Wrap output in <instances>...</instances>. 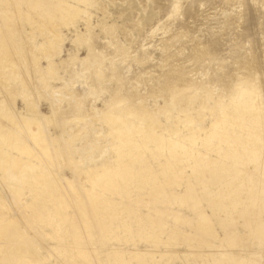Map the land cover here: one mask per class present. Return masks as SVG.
I'll list each match as a JSON object with an SVG mask.
<instances>
[{"label": "rangeland", "instance_id": "rangeland-1", "mask_svg": "<svg viewBox=\"0 0 264 264\" xmlns=\"http://www.w3.org/2000/svg\"><path fill=\"white\" fill-rule=\"evenodd\" d=\"M63 1H66V0H63ZM102 2H106V4H109L108 3V0H101ZM120 1H122L123 3H121ZM127 1V2H126ZM130 1V2H129ZM157 1V0H116V5L114 6V5H112L111 3V6L109 5L108 6V11H109V13H111L112 15H111V17L110 18H108V19H106L105 20V16H103L104 14L103 13H99V11H97V10H95L94 8H92V9H90V12L92 13V24L95 26V24L97 25L98 23H100L101 22V24H102V22L104 21V22H106L108 25H112L113 23H116L117 22V24L118 25H120V26H123V25H125V22L126 23H134L135 21H134V19H135V17L137 18V20L139 21V23L138 24H136V26H134L133 28H132V36L133 37H135V38H138V36H139V32H138V27H140V25H142V26H144V25H147V28H150V26H151V31H150V34H149V41L148 40H145L144 42H141V43H139L138 45H137V49H141L142 50V52L141 51H138V53L136 52V54H135V52L133 51V53H132V55H131V53L129 54V53H125V51H121V49L117 52L116 50V48L114 47V49H113V51L111 50V49H106V50H108L109 52L108 53H111L110 55L112 56V54H113V58L109 55H106V57L104 56V59H106V60H104L105 62H106V64L107 65H109V67L106 65H99L100 67H94V68H92V70L93 69H95L96 71H93L92 72V70H91V72H90V69H83L82 71H81V69H82V66H80L79 65V60L78 59H75L74 60V55H78V58H81V59H85L86 57H87V54H88V51L85 49H82V48H78L77 46H75L74 45V43H73V40H74V38H75V36H74V29H72V25H68L69 26V28H68V26H67V24H65L64 22H65V19H64V15H65V13L63 12L62 13V10H60L59 8H58V5H57V2H58V0H0V5H1V10H0V64H1V66H0V71L2 72V74L0 73V79H2V80H0V90L1 89H3L4 88V86H10V87H12V88H16V90H18L19 91V94L21 93V95H25V96H27V95H30L31 94V92H32V90H30L31 88H29V89H27L24 85H23V83H22V81L21 80H18L17 79V76L20 74L21 76L22 75H24V73L25 74H27V75H29V74H31V75H29L28 77H31L32 76V74H33V77H35V78H37V79H40L41 77H40V75L37 73V72H35V71H32V70H30V69H32L33 67H34V61L33 60H31V59H29L30 58V56L28 55V54H26V53H24V51L26 50V48H24L25 46H23L24 45V43H26V39L28 38V39H33L35 42H33V45L35 44V45H37V46H39L40 45V43L41 42H43L44 41V37L45 38H47L48 36H52V34L50 35V33H52L51 32V29H53V28H55V30L57 29V30H59V32L61 33V34H63L64 35V37H65V39H64V43H63V45H62V51H61V55L60 56H56L55 55V57H54V59H55V62L59 65V67H60V70H59V72H58V75H60V76H62V77H66V78H64L63 80H61V81H51V83H50V85L52 86V87H56V88H58V89H60V88H62L63 87V89H62V91H65L64 93H68V92H70V93H68V94H66L65 96L66 97H70L71 95H72V93H74L73 92V90H74V88H75V90H77L78 91V89L80 88V86H82L81 88L82 89H80V91H78V94H77V92L75 93V94H77L75 97H74V95L75 94H73L72 96H71V98H72V101L74 102V101H76L77 103H73V102H71V100L69 101L68 99H66V100H64V101H62L63 103H62V108H68V107H70V103L71 104H74L75 106H78L79 104H80V106H84V107H86L85 109L87 110V111H90L91 112V115H94L95 117H96V115H95V112H96V110H101V109H103V108H105V103L106 102H113V97L115 98V95H117V94H119V95H117L116 96V98H119V99H130L131 101H133V99H134V102H141L143 99H144V97H145V99H146V102H147V106L150 108V109H152V110H154L155 111V113L157 114V113H159L158 115H159V118H160V120L162 121V123L164 124V129H166L169 125H171L170 127H168L167 128V130H168V132L167 131H165L164 132V135H166L167 137H171L172 139H174L175 141H177V142H179V143H181V144H184V140H185V146H186V148H185V150L187 151V152H185L184 153V149L182 150V149H179V150H176V152L174 151V152H171L170 151V149L168 150V148L167 149H163V148H157L156 146H155V144L153 145V143H148L149 144V146H147L146 147V145H144L143 146V144L141 143L142 142V140H141V138H143L141 135H139V134H137V136H136V134L134 135V136H136V137H132L133 138V140H136L137 142H139L138 144H137V142L135 143V144H137V145H141V151L138 149H133V150H131L130 151V149L131 148H128V147H126V146H122L123 148H122V150H119V147L122 145L121 143H120V141H119V139L118 138H114V136L112 135H110L109 134V132H111V131H109V130H112V128L111 127H109V125H107L108 123H106V122H104V120H100L99 122H98V118H95L94 116H92V118L94 119V120H92V118L90 117V114H88L89 112H87V116H83V119H81L80 121H79V123H75V125L74 124H70V125H67L66 127H68V132H69V134L70 135H75V132L78 134L81 130L83 131L82 132V134H80L79 135V137H80V139H79V137H78V140L76 139L74 142H73V145H74V148H77V147H80V146H82V141H81V138H86L88 135H89V132H93L92 131V129L94 130V129H99L102 125H104V126H102V128H100L101 129V132H102V135H105V136H107L108 134V136L106 137V138H104V140L102 139V141L100 140V141H98V143L99 144H101L102 145V149H103V151H102V155H100V154H98V153H101V152H94V153H96V154H94V153H92V152H90V150H88L89 152H88V156H86L87 157V159H89V160H91L90 162L92 163V164H97V165H101L102 166V158H107V160L109 161L108 162V164H107V166L108 167H110V168H112L113 170H115V167H116V169H118L119 167H117V166H121L119 169H120V172H119V174L117 175V174H115V176H114V179H113V184L114 185H116L115 186V188H114V186H113V184H112V186L109 184H107V185H103L102 186V184L100 185H98V186H96L95 187V189H93V187L92 186H90V185H92V184H90L89 182L86 184L85 182V177L84 176H82L83 178H84V180H83V178L79 181V185H80V183H81V187H83L84 189H93L94 191V193H97V194H99V196H101L100 197V199H101V201L103 202H101V204L97 207L96 206V208H95V206L93 205V204H90V203H88V204H86V202H88V201H86V199L84 200V199H80V200H77V203H81V201H82V203H83V209H85V210H83V212L84 213H82L81 211H79L78 210V212H77V210H76V208H75V210H74V208H71V207H73L74 205H75V202H76V199H79V198H77V194H76V192L75 191H70L69 192V194H66V196H63V194L65 195V193L63 192V191H61V190H57L55 187H54V189H50L48 192L50 193H48V192H45V190H41L42 189V187H40V185H42L43 187H44V185H45V182H42V180L40 181V184H38L39 182H38V180L37 181H35V177H31L29 180H26L25 182L24 181H22V182H24L23 184H25L23 187H22V184H21V181H19L20 183H18V182H16L17 184L15 185V187L17 188V186L19 185V189L17 188V190L16 191H14L16 188L14 187V188H11V187H13V186H11V184L10 185H8L9 183H7V182H3L2 184H0L1 185V187H0V195H1V197L2 196H4L3 197V199L0 197V209H2V208H4V210L2 209V210H0V212L1 213H3V214H1L0 213V231L2 232L3 230H5V231H3L2 233L0 232V234H2V235H0V240H1V236H3L2 238L4 239H2L3 240V242L1 241L0 242V264L2 263V264H35V262L37 263V264H92V262L91 261H95L96 260V262H94L95 264H117V259L118 258H120L121 256V259L122 260H124V264H137L138 262V259H136L135 258V253L136 252H138V253H141V252H143V253H146V254H140V257H142V264H144L145 262H147V263H145V264H158V261L157 260H161V254L160 253H163V252H165L167 249H169V250H173V251H175V252H178V253H184V252H186V251H189L190 250V248H192L193 250H190L189 252H191V251H194V252H199V255L197 256V258H199V260L195 257H191V260L193 261V260H195V261H198L199 262V264H206V263H208V264H220L221 262H223V263H221V264H225V262L227 261V262H229L230 263V261L229 260H222V261H220L221 259L219 258V256H217L213 251H212V254L213 255H215V256H213V255H211V249H212V247H208V245H203L202 246V243L199 241V240H197L196 238H195V236H198L199 237V234H201L200 232L198 233L195 229H193L192 227H191V223H195L196 224V219L198 218L197 217V214H198V209H202V208H204V211H206V212H208V214H210V215H212V213H210V211H208V210H211L210 209V206L211 205H213L215 202L217 203V204H219L220 202H223V201H220V200H224V204L226 205V206H228V211L227 212H223V213H221V216L222 217H224L223 218V220H224V225L225 226H227V228H229L228 230H229V232H231L232 234H233V231H234V235H235V238L238 240L236 243L237 244H239V245H235V247H237V248H233L232 249V254L234 253V254H239L240 253V249H241V247L242 248H244V247H246L247 245V247L245 248V250L246 249H249V251H258V252H260L261 251V264H264V204L262 205V202H260L259 203V200L258 199H262L263 198V200H264V193H262V194H259L260 196V198L258 197V199H256V200H258L257 201V204H253L252 202H254V196L255 195H253V197H252V195H249V193L248 194H243V192H244V190H245V192L247 193V191L249 192L250 190L247 188V187H251L252 186V182H249L247 179H246V181H244L243 183H244V190H243V188L239 191H237L236 192V195L235 194H231L230 196H226V197H224V198H221V197H219L218 196V194H220V191L222 190V187H223V184H225V182H224V180H225V178H223V180H221V178H219V173H211L212 175L214 174L215 176H218V177H215L214 175L212 176L211 174H210V168H207L205 165H204V162H206L207 160H209V161H213L214 162V160H215V162H220V160L221 161H223V157L225 158L227 155H230L231 156V153H232V155H233V149L235 150V149H238L239 151L241 150L242 151V149H241V139L242 138H240V140L238 139V141H237V139H235V141H234V135H235V138H236V134L238 133H241V127H242V125H243V123H244V121H243V119H238V118H236V119H234V117H232L231 116V121H228L227 123H228V125H230V126H228L227 125V123H224V124H222V126H223V128L224 129H228L229 130V128H230V130L229 131H234V132H232L231 131V137H222V135H221V137H220V135H215L214 136V138H213V136L210 138V137H208V139H207V136L206 135H204V131H202V133H201V131H200V128H204V129H208V127L211 125V123H212V119H213V115L214 114H219V112H218V110H216V112L215 111H213V113L214 114H211L210 115V113L212 112H210L209 113V111L210 110H207L206 111V109H200V110H195L192 114H191V119L193 120V125L192 126H194L195 127V129L197 128V129H199V134L198 135H196L193 139H189L188 140V138L187 137H185L187 134H191L190 133V131H189V129H190V127H188L187 125H185L183 122H182V120H184V119H186L185 117L187 116L185 113H183V111H181V110H175L174 109V107H173V110L171 111V116H175V117H177L178 116V114H179V116H181V117H179V118H182V119H176V120H173V123H169V122H167L166 120H165V116L163 115V113H162V111H158L157 110V105H159V106H163V105H165V100H164V98H163V96H161V94L160 93H162L163 95H165L166 93H169V94H166L168 97H172V95H173V92H172V86H173V83H174V87H178V88H181L182 89V87H184L185 85H187L188 84V82H189V84L190 83H192L193 81H192V77H194V74H195V72L197 73V78L196 79H201L200 81H202L201 82V84L203 85V83L204 84H207V82L210 80V83L209 84H212V85H210V88H212L211 86H213V88H212V92H213V94L214 95H216V93L218 94L220 91V93L219 94H221V95H223V97H222V102L220 103V105H221V107H224L225 106V104H227V108H228V112L230 111V110H232L231 111V114H234V112L236 113H239L237 110L239 109V108H241L242 109V105L238 102V101H240V102H242V98H240V97H238L237 96V98L235 97L236 96V93L234 92V91H236V90H234V89H236L235 87H236V82L238 83V80L240 81L242 78H243V80H245V82H250V81H252V76L253 75H255V74H260V75H258L259 77H261L259 80H261V81H263L264 82V72H263V69L262 68H264V64H263V62H264V55H263V53H264V30H262L263 28H264V2H262V1H264V0H256V2H255V0L253 1V0H246V1H241L239 4L237 3V2H239V0L236 2V0H234L235 1V3L238 5H236L235 3H234V1H232V7L231 6H229V4H226V0L224 1V3L223 4H221L222 3V1L221 0H219V4L217 3V5L219 6L220 4H221V6L220 7H216V5H214L213 3H215L216 1L214 0V2H212L213 0H209L210 2H208V1H206V0H201V1H199V0H189L186 4H187V6H186V4L185 3H182L183 1L185 2V0H165L166 2H168V3H166L164 0H159L158 2H155ZM164 1V2H163ZM187 1V0H186ZM191 1H193L192 3H191ZM202 1H205L204 2V4L202 3ZM220 1H221V3H220ZM261 1V2H260ZM144 2V3H143ZM145 2H147L148 4H146ZM160 2H162L161 3V5H160ZM178 2H181L182 4H180V3H178ZM198 2H200V3H198ZM218 2V1H217ZM244 2V3H243ZM245 2H247V4L245 3ZM249 2V3H248ZM127 3V4H126ZM164 3V4H163ZM196 3H197V5L198 4H200V6L199 7H202L203 9H204V7H205V9H204V14L202 15V13L203 12H201V11H203V9L201 8V9H196ZM208 3V4H207ZM213 4L212 5V7L214 8L215 7V9H212V7L210 6L211 4ZM261 3V4H260ZM263 3V4H262ZM34 4V5H33ZM41 4V5H40ZM56 4V5H55ZM131 4V5H130ZM145 4V5H144ZM154 4H159L160 6H159V8L156 6V5H154ZM164 6H163V5ZM165 4H167V6L168 5H171L170 7H167ZM192 4H194V5H192ZM207 4V5H206ZM236 6H235V5ZM245 6V7H247V9H244V8H242L243 7V5ZM252 4H254V6L252 5ZM256 4V5H255ZM258 4V5H257ZM260 4V5H259ZM38 5V6H37ZM130 5V6H129ZM146 6V7H144V6ZM156 6V8H157V11H156V8L154 7V6ZM184 5V6H183ZM202 5V6H201ZM223 5V6H222ZM224 5H226V6H224ZM242 5V6H241ZM250 5H252L251 7H250ZM34 6V7H33ZM113 6V7H112ZM163 6V7H162ZM166 6V8H168V10L169 11H167V14L169 13V14H171V12H172V14L169 16V14H168V17H167V14L165 13V10H163V9H165L164 7ZM175 6V7H174ZM207 6H209L208 8H207ZM229 6V7H228ZM262 6V7H261ZM81 7V6H80ZM187 7V8H186ZM189 7H191V8H189ZM198 7V8H199ZM225 7V8H224ZM227 7V8H226ZM234 7L235 8H237V7H239V10H238V8H237V10L236 11H238V12H236L235 11V9H234ZM4 10H3V9ZM7 8V9H6ZM35 8V9H34ZM82 8H84L83 6H82ZM132 8H134V10L136 11V9H137V13H138V15H136V16H133L134 15V13H132V11L131 10H133ZM155 8V10H153ZM207 8V9H206ZM219 8H223V9H227L226 11L224 10V12H223V9H220L219 10ZM241 8V9H240ZM255 9V11L253 10V9ZM260 8H262L263 10H262V12H261V9ZM6 9V10H5ZM58 9V10H57ZM159 9V10H158ZM176 9V10H175ZM187 9H191L190 11L189 10H187ZM209 9H211V10H209ZM216 9H218V11H217V13L216 14H214V12H216ZM260 9V10H259ZM9 10V11H8ZM19 10V11H18ZM149 10V11H148ZM162 10H163V12H162ZM183 10V11H182ZM200 10V12L201 13H199L198 11ZM207 10H209L208 11V13L206 12ZM228 10H230L231 11V15L233 14V17H231V15H230V13H228ZM234 12H233V11ZM240 10H241V12H240ZM251 10V11H250ZM6 11V12H5ZM61 11V12H60ZM97 11V12H96ZM131 11V12H130ZM158 11H160V12H162V14L159 12L158 13ZM194 11V12H193ZM229 11V12H230ZM245 13H244V12ZM246 11L248 12V13H246ZM258 11V12H257ZM126 12V13H125ZM196 12H198V13H196ZM211 12H213V13H211ZM219 12H220V14H219ZM226 12V13H225ZM252 12V13H251ZM259 12H261V13H259ZM13 13V14H12ZM125 13V14H124ZM184 13V14H183ZM223 13H225L226 15H224ZM240 14V16H239V14ZM242 13H244V14H242ZM24 14H26V15H24ZM62 14V15H61ZM123 14V16H122V18H121V15ZM133 14V15H132ZM175 14H177V15H175ZM187 14V15H186ZM199 14H201L202 16H203V20H202V16L201 15H199ZM207 14V15H206ZM224 16H223V15ZM235 14H236V16H235ZM238 14V15H237ZM261 14V15H260ZM8 15V16H7ZM15 15V16H14ZM61 15V18L59 17ZM163 17H165L164 15H166V19L165 18H162V16ZM184 15H186V16H184ZM190 15V16H189ZM196 15H199V16H201V22L199 21V16H196ZM204 15H205V17H204ZM213 15V16H212ZM215 15V16H214ZM217 15H219V16H217ZM221 15V16H220ZM227 15H230L228 18L229 19H232V18H234L235 19V21L233 20H230V21H232V23H230L229 22V20H227ZM242 15V16H241ZM244 15V16H243ZM248 15V16H247ZM9 16H13L14 18H11V17H9ZM94 16H95V18H94ZM118 18H116V17ZM120 16V17H119ZM138 16V17H137ZM161 16V17H160ZM193 16V17H192ZM222 16H223V18H222ZM226 16V17H225ZM239 17V20H238V17ZM251 16V17H250ZM7 17H9V18H7ZM27 17V18H26ZM98 17V18H97ZM174 17V18H173ZM182 17V18H181ZM191 17V20L192 19H194L195 17V20H192L191 21V23H189V18ZM198 17V18H197ZM206 17H208V18H206ZM210 17H211V20H212V22H211V20H208V19H210ZM212 17H214V18H212ZM221 17V19H219ZM225 17V18H224ZM242 17V18H241ZM245 17H247V18H245ZM251 18V19H249V18ZM53 18V19H52ZM82 18V17H81ZM111 18H113V19H111ZM154 18V20L155 21H160V18H161V21L160 22H156V24H152L151 23V19H153ZM177 18V19H176ZM185 18H188L187 20L185 19ZM206 18V19H205ZM237 18V19H236ZM240 18L241 19H243L242 21L240 20ZM245 18V19H244ZM9 20V22L7 21V20ZM64 19V20H63ZM100 19V20H99ZM111 19V20H110ZM117 19V20H116ZM121 19V20H120ZM140 19H142L143 21H141ZM158 19V20H157ZM165 19V20H164ZM167 19H168V21H167ZM174 19V20H173ZM182 19H183V21H182ZM196 19H198V20H196ZM205 19V20H204ZM219 19V20H218ZM263 19V20H262ZM13 20V21H12ZM42 20V21H41ZM56 20V21H55ZM79 21V24H78V29L79 30H82L83 32L85 31V25H84V23H82V20L79 18L78 19ZM103 20V21H102ZM113 20V21H112ZM173 20V21H172ZM218 20V21H217ZM225 20V21H224ZM236 20H238L237 22H236ZM246 21V22H248V25H247V23H246V26H244L245 25V23L243 22V21ZM16 21V22H15ZM80 21H81V23H80ZM115 21V22H114ZM166 21H167V23H166ZM172 21V22H171ZM179 21L181 22V23H179ZM185 21V22H184ZM195 21H197V22H199V23H195ZM204 21V23H202ZM214 21V22H213ZM227 21H228V23H227ZM239 21H241V22H239ZM49 22V23H48ZM52 22H53V27H52ZM55 22H57L58 24L57 25H55L56 23ZM113 22V23H112ZM174 22V23H173ZM176 22V23H175ZM220 22V24L218 25V23ZM249 22H250V24H249ZM13 23H14V25L15 26H13ZM63 23V24H62ZM172 23V24H171ZM187 23V25L188 24H191V25H189V27L187 26V25H185ZM195 23V24H194ZM209 24V26L210 25H212V26H208V28L206 27L208 24ZM214 23H216L215 24V26H214ZM223 23H227V24H225V27H228L229 29H225V27L224 26H222V24ZM234 23V24H233ZM236 23V24H235ZM237 23H238V25H237ZM242 23H243V25H242ZM258 23H260L259 25L260 26H258ZM6 24V25H5ZM16 24H17V26H16ZM41 24H42V26H41ZM59 24H61V25H59ZM169 24V25H168ZM183 24V26H181ZM193 24H194V26H193ZM200 24V25H199ZM229 24V26H227ZM233 24V25H232ZM261 24H263L262 25V27H261ZM49 25V26H48ZM51 25V26H50ZM179 25V26H178ZM199 25V28H198V34H197V29H196V27ZM203 25H205V26H203ZM221 25V26H220ZM231 25H232V27L233 28H235V27H237V28H235V30L233 29H231L232 27H231ZM235 25V26H234ZM251 25H253V26H251ZM4 26V27H3ZM9 26V27H8ZM13 26V27H12ZM44 26V27H43ZM56 26H58L57 28H56ZM63 26H65V28L63 27ZM72 26V27H71ZM171 26V27H170ZM181 26V27H180ZM190 26H192L193 28L192 29H194L193 31L191 30V27ZM200 26H203L202 27V29H201V27ZM213 26H214V28H213ZM218 26V27H217ZM219 26H220V29L221 30H219ZM241 26H243L242 27V31H241ZM52 27V28H51ZM60 27V28H59ZM63 27V28H62ZM136 27V28H135ZM164 27H165V29H164ZM177 29H176V28ZM180 27V28H179ZM183 27V29H185L186 30V28L188 29V30H186L187 31V34H185L186 33V31L184 30L183 31V29L181 30V28ZM185 27V28H184ZM204 27H205V32L203 33V29H204ZM231 27V28H230ZM253 27V28H252ZM3 28H4V30H3ZM31 28V29H30ZM59 28V29H58ZM68 28V29H67ZM172 28V29H171ZM190 28V29H189ZM210 28V29H209ZM211 28L212 29H214L213 31L211 30ZM244 28V29H243ZM1 29H2V32H1ZM16 29H18V30H16ZM25 29V30H24ZM145 29V28H144ZM200 29V30H199ZM207 29H209V30H207ZM225 29V30H224ZM232 30V33L230 32V31H228V30ZM246 29V30H245ZM254 29V30H253ZM12 30V31H11ZM14 30V31H13ZM17 32H16V31ZM96 32H98V33H100V28L99 27H97L96 28ZM165 32H164V31ZM190 30V31H189ZM222 30H224V31H222ZM238 30L240 31L239 33L241 34V32H242V34L244 35L245 34V32H247V34H245V36H241L239 33H237L238 32ZM248 30H250V31H248ZM18 31H19V35H18ZM167 31H169V32H167ZM175 31V32H174ZM181 31V32H180ZM200 31H201V33H200ZM210 31V32H209ZM215 31H219V34H218V32H217V34H216V32ZM237 31V32H236ZM244 31V32H243ZM254 33H253V32ZM4 32V33H3ZM33 34H32V33ZM72 32V33H71ZM145 32H146V29H145ZM161 32V33H160ZM180 32V33H179ZM191 32V33H190ZM192 32H194V33H192ZM250 32V33H249ZM11 35H9V34ZM158 33V35L156 36V34ZM163 33V34H162ZM200 33V34H199ZM203 33V34H202ZM207 33V34H206ZM210 33H212V34H210ZM222 35H221V34ZM228 33V34H227ZM235 33V34H234ZM6 34V35H5ZM29 34V35H28ZM153 34V35H152ZM164 34H165V36H164ZM178 34V35H177ZM192 34V35H191ZM194 34V35H193ZM204 34H205V36L206 37H204ZM223 34H225V36L223 35ZM231 34H233V36L231 35ZM252 34V35H251ZM3 35V36H2ZM17 35V36H16ZM27 35H28V37H27ZM122 35V36H121ZM164 37H163V36ZM168 35V36H167ZM177 35V36H176ZM191 37H190V36ZM201 35V36H200ZM209 35V36H208ZM216 35V36H215ZM229 36V38H225V37H228ZM234 35H235V37H234ZM236 35H237V37H239L238 38V40H237V37H236ZM239 35V36H238ZM30 36V37H29ZM33 36H35V38L33 37ZM117 36H118V41L120 42V44H121V46L123 47V49H131L130 47H131V42H130V44H129V42H126V38H125V36H123V33H122V30L120 29V30H118L117 31ZM153 36V37H152ZM161 36V37H160ZM175 36V37H174ZM189 38H188V37ZM195 36H197V38L198 39H200L199 41H198V39H196V37ZM202 36L205 38H202ZM241 36V37H240ZM249 36V37H248ZM251 36H254V40H256L257 42H254V40H253V38H251V40H250V42H251V44H250V42H249V40H245V39H243V38H250ZM122 37H124V38H122ZM151 37H152V39H151ZM160 37V38H162V39H160L159 38V40H158V38ZM169 39H168V38ZM187 37V38H186ZM194 37V38H193ZM215 37V38H214ZM217 37H220V38H217ZM223 37V38H222ZM157 39V40H153V39ZM178 38L180 39V41L178 40ZM183 38H185L184 40H183ZM192 38H193V40H192ZM213 38L215 39V40H213ZM259 38V39H258ZM100 39H103L104 41L105 40H108V41H111L110 40V38L109 37H105V35H100ZM151 39V40H150ZM164 39H166L165 41H164ZM172 39V40H171ZM173 39H175V40H173ZM178 41H177V40ZM188 39V40H187ZM196 39V40H195ZM221 39H223V40H221ZM234 39V40H233ZM240 39V40H239ZM261 39V40H260ZM2 40V41H1ZM23 42H22V41ZM25 40V41H24ZM164 41V42H162L161 43V41ZM207 40H209V41H207ZM210 40H212L213 42H211ZM219 40V41H218ZM228 42H227V41ZM230 40V41H229ZM233 40V41H232ZM238 42H237V41ZM7 41V42H6ZM156 41H158L157 43H156ZM173 41V42H172ZM176 41V42H175ZM192 41H193V43H194V45H196L197 44V42H198V44L196 45V46H194L195 48H197V49H200V47H206L207 49H208V51L205 49V48H202L201 50H198L197 51V49H193V43H192ZM196 41V42H195ZM202 41V42H201ZM215 41V42H214ZM217 41H218V43H217ZM226 43H225V42ZM236 41V42H235ZM245 41V42H244ZM9 42V43H8ZM14 42V43H13ZM153 42H155V43H153ZM172 42V43H171ZM209 42H210V44H209ZM234 42V43H233ZM243 42H244V44H243ZM249 42V43H248ZM4 43H5V45H4ZM21 43H23V44H21ZM159 43H161V44H159ZM184 44V45H181V44ZM196 43V44H195ZM200 43V44H199ZM204 44V45H202V44ZM209 44V46H208V44ZM213 43V44H212ZM233 43V44H232ZM237 43V44H236ZM252 43H255L256 44V46H254V48H255V50H254V52H253V45H255V44H253L252 45ZM6 44H8V45H6ZM148 44V45H147ZM176 44V45H175ZM191 44V45H190ZM212 44V45H211ZM219 46H217V45ZM223 44H225L224 46H223ZM228 46H227V45ZM238 44H240V46L238 45ZM258 44V45H257ZM19 45V46H18ZM35 45L33 46V47H35ZM124 45V46H123ZM129 45H130V47H129ZM167 45V46H166ZM190 47H189V46ZM202 45V46H201ZM206 45V46H205ZM215 45V46H214ZM241 45L243 46V48H241ZM2 46H4L3 48H2ZM8 46H10V47H8ZM22 46V47H21ZM28 46V45H27ZM183 48H182V47ZM185 46V47H184ZM210 46H212V47H210ZM217 46V47H216ZM220 46H221V49H223V47L224 48H228V47H230V49H229V51H228V49L226 48V49H224V54H226L227 52H229L228 54H226V55H224L223 54V50H221V49H219L220 48ZM237 46H239V48H241V49H239ZM246 46V47H245ZM251 46V47H250ZM15 47V48H14ZM173 47V48H172ZM192 47V48H191ZM258 47V48H257ZM261 47H263V48H261ZM3 50H2V49ZM9 48H10V52H9ZM22 48V49H21ZM174 48H175V50H174ZM188 48V49H187ZM219 49V51L217 52V50ZM239 49V50H241V51H238L237 52V49ZM250 48H252V49H250ZM257 48V49H256ZM7 49V50H6ZM145 51H144V50ZM147 49V50H146ZM153 50V52H152V50ZM163 50V51H161V50ZM165 49V50H164ZM171 51H170V50ZM179 49V50H178ZM194 51H193V50ZM243 49V50H242ZM248 49L250 50L249 52H251V53H248L247 51H248ZM24 50V51H23ZM106 50H104V52L105 53H107V51ZM116 51V53H115V51ZM150 50H151V52H150ZM195 50H196V55H194L195 53ZM207 52H206V51ZM211 50H213V51H215L214 53H212L211 52ZM252 50V51H251ZM258 50H260L259 52H261V53H259V52H256V51H258ZM262 50V51H261ZM1 51H2V53H1ZM12 51V52H11ZM23 51V52H22ZM137 51V50H136ZM147 51H149L148 52V55H146L145 53H147ZM173 51V52H172ZM204 52V53H202V52ZM232 51V52H231ZM4 52H6V53H4ZM23 54H22V53ZM115 54H114V53ZM121 52H124V55H126V57L125 56H123V54L121 55ZM145 52V53H144ZM156 53V55H155V53ZM166 52V53H165ZM180 52V53H179ZM192 52H193V54H192ZM200 52V57L202 58V59H197V58H200V57H198V53ZM208 52H210V53H208ZM218 54H217V53ZM243 52H247L248 54H245L244 53V55H242V53ZM8 53V56L6 55ZM19 53V54H18ZM78 53V54H77ZM119 53H120V55H119ZM149 53H151V55L149 54ZM153 53V54H152ZM170 53V55L172 56H167L168 54ZM192 54V56H191V54ZM216 53V54H215ZM221 53V54H220ZM230 53H232L236 58L238 57V55L239 54H241V55H239L240 56V58H239V60H238V58L236 59L233 55H231ZM257 53H259V56H258V54ZM6 55V56H4V55ZM16 54V55H15ZM18 54V55H17ZM128 54V55H127ZM140 54H144V55H140ZM159 54H161V55H159ZM162 54H164V55H162ZM167 54V55H166ZM178 54V55H177ZM180 54V55H179ZM186 54H189V56L191 57H189V56H185ZM205 54H206V57H204L203 58V56H205ZM212 54H215V55H217V57H219L220 55H221V57H219V58H217L215 55H213V56H215L216 58H214L213 56H211ZM256 54V57H252V56H254ZM3 55V56H2ZM25 55V56H24ZM27 55H28V57H27ZM134 55V56H133ZM151 57H150V56ZM166 55V56H165ZM223 55V56H222ZM245 55L248 57V59L246 60L245 58H247V57H245ZM262 55H263V57H262ZM16 56H17V58H16ZM23 56V57H22ZM103 56V55H102ZM102 56H101V58H102ZM118 56V57H117ZM134 57V59L132 58L131 59V57ZM140 56V57H139ZM145 56H149V57H145ZM158 56H163V58L162 57H158ZM165 56V57H164ZM174 56V57H173ZM179 56H185V57H183V58H186L187 57V60L186 59H183V58H181V57H179ZM210 58V59H208V57ZM228 56H229V58H228ZM231 56V57H230ZM233 56V57H232ZM116 57V58H115ZM122 57V58H121ZM125 57V58H124ZM127 57H129V58H127ZM139 58V60L138 59H135V58ZM141 57L143 58L144 57V59H142V60H140L141 59ZM161 58V59H158V58ZM167 57V58H166ZM169 57H171L172 58V60H171V58H169ZM222 57H225V59H223ZM243 57H245V58H242ZM251 57V58H250ZM70 58H72L75 62H73L72 63V59L70 60ZM111 58V60L113 59L114 61H115V63L114 64H116V65H114L113 64V62H111V60H109L108 61V59H110ZM121 58V59H120ZM147 58L149 59V60H147ZM152 58V59H151ZM164 58H166V59H164ZM179 58L180 59H183V60H179ZM205 58H206V60H208V61H206L205 60ZM222 58V59H221ZM227 58V59H226ZM235 58V59H234ZM256 58V59H255ZM258 58V59H257ZM260 58V59H259ZM261 58H262V65H261V63H259V62H261ZM5 59V60H4ZM26 59V60H25ZM41 59V58H40ZM38 60V63L37 62H35V63H37L40 67H42L44 70H46L47 69V66H48V62L44 59L43 60V58L41 59V60ZM147 60V61H150V62H146V61H143V60ZM176 59V60H175ZM189 59H191V60H189ZM192 59H193V61H192ZM215 60V62L213 61H211V60ZM217 59V60H216ZM219 59H221L222 60V63H220V60ZM230 59H232V61H234V65H233V62L231 63V62H228ZM67 61L68 60V62H70V63H64V64H60L62 61ZM103 60V59H102ZM101 60V61H102ZM124 60V61H123ZM132 60V61H131ZM134 60H136V61H134ZM137 60L138 61H141L140 63L139 62H137ZM152 60V61H151ZM160 60V61H159ZM162 60V61H161ZM177 60H179V63L182 61V63H181V67L178 65L179 63L177 62ZM219 60V61H218ZM225 60V61H224ZM228 60V61H227ZM241 61V62H238V61ZM243 60V61H242ZM253 60V61H252ZM256 60H258V61H256ZM260 60V61H259ZM7 61V62H6ZM116 61H117V63L119 62L120 64L119 65H121V63L122 62H124V64H122L121 66H119L120 67V69L119 68H116L117 67V63H116ZM122 61V62H121ZM125 61H127V62H125ZM129 61V62H128ZM155 61H156V63H155ZM159 63H158V62ZM163 61H164V63H163ZM166 61H168V63H167V67H165L166 66ZM189 61H190V63H191V61H192V63L190 64L189 63ZM196 63H195V62ZM224 61V62H223ZM237 61V62H236ZM247 61H249V62H247ZM28 62H30V63H28ZM33 62V63H32ZM104 62V63H105ZM108 62V63H107ZM183 62H185L186 64L185 65H187L186 67V69L187 70H184L185 69V65L183 64ZM188 62V63H187ZM207 62V63H206ZM210 62V63H209ZM226 62V63H225ZM243 62V63H242ZM245 62V63H244ZM252 62L254 63L255 62V66H254V64H252ZM20 63V64H19ZM77 63H78V65H77ZM111 63H112V65H114V67H112L111 68ZM130 65H129V64ZM131 63H132V65H131ZM141 63H143L145 66H143V64H141ZM152 63V64H151ZM154 63V64H153ZM197 63H199V64H197ZM204 63H206V64H204ZM220 63V66L218 65V64ZM223 63H225V64H228V65H226L225 66V64H223ZM235 63H236V65H235ZM239 63V64H238ZM241 63V64H240ZM248 63V64H247ZM257 63V64H256ZM259 63V64H258ZM67 66H66V65ZM69 64H72L71 66H73V67H70V65ZM126 64V65H125ZM141 64V65H140ZM159 64H163V66L161 65H159ZM173 64V66L174 67H172L171 65ZM192 64H193V66H192ZM211 65V66H209V65ZM215 66H213V65ZM217 64V65H216ZM225 66V68H224V66ZM230 64V65H229ZM246 66H245V65ZM252 64V65H251ZM29 65L31 66V67H29ZM64 65V66H63ZM82 65V64H81ZM130 66L132 69H130V68H128V66ZM149 65H153L152 67L151 66H149ZM154 65H155V67H156V69L154 68ZM160 67H159V66ZM165 65V66H164ZM169 65H170V67H169ZM182 65H184V69H183V66ZM208 65V66H207ZM231 65H232V67H231ZM245 67H244V66ZM248 65H250V66H248ZM8 66H9V68H8ZM11 66V67H10ZM63 66V67H62ZM76 66H78V67H75ZM103 66V67H102ZM116 66V67H115ZM124 66H126L125 68H124ZM135 66V67H134ZM138 66V67H137ZM140 66V67H139ZM141 66H143V67H145V72L143 73L142 71L144 70V68H141ZM175 66H177V67H175ZM180 68H179V67ZM189 66V67H188ZM196 66V67H195ZM200 68H199V67ZM213 66V68L215 69V72H214V70L211 68ZM217 66V67H216ZM235 66V67H234ZM238 66V67H237ZM254 67L253 68V70H252V68L251 67ZM256 66H257V68H256ZM259 66H261L260 68H259ZM69 67H70V69H69ZM108 67V68H107ZM123 67V68H122ZM147 67V68H146ZM169 67V68H168ZM172 67V68H171ZM202 67H204L203 69L204 70H209V71H212L213 70V72H210V75H212V76H210V78L212 79H210L209 77L207 78V76H205L206 74H205V72H204V70L202 69ZM205 67H208V69H205ZM241 67H244L245 69H243V68H241ZM2 68V69H1ZM29 69L30 70V72L27 70V69ZM72 68H74V70L72 69ZM81 68V69H80ZM101 68V69H100ZM109 68H111V70L109 69ZM113 68H115L114 70H112ZM155 71V74H157L158 75V73H160L161 74V72H163V74L164 75H158L159 77H160V79L158 78V76H156V75H154V76H156L154 79H152V76H153V73H154V71L152 70V69ZM158 68L160 69V68H163V69H160V70H158ZM167 68H168V70H167ZM171 68V69H170ZM176 68V69H175ZM183 70H182V69ZM195 68V69H194ZM198 68L200 69V70H198ZM218 68V70H219V72H218V74L216 75V69ZM227 68H228V70H227ZM231 69V74H230V69ZM234 68H235V70H234ZM240 68V69H239ZM247 68H248V70H247ZM250 68V69H249ZM260 70H259V69ZM21 69V70H20ZM76 69H79L81 72H83V73H85L86 74V76H82L81 74V72H79V70L78 71H76ZM109 69V70H108ZM119 69V70H118ZM128 69H130V70H128ZM139 69H142L141 70V72H139ZM150 69V70H149ZM166 69V70H165ZM201 69H202V71H201ZM225 71H223V70ZM237 69V70H236ZM257 69H258V72H256L255 73V71H257ZM14 70H15V72H14ZM68 70H71V72H67ZM73 70V71H72ZM118 70V71H117ZM137 70V71H136ZM148 70V71H147ZM175 70H178V71H173ZM182 70V72H184L182 75H181V73L182 72H180ZM190 70H191V72H190ZM238 70H240V72L239 73H237L238 72ZM241 70H243L242 72H243V74H241L242 72H241ZM244 70H245V72H244ZM249 70H250V72H249ZM23 71V72H22ZM88 73H87V72ZM104 71H105V73H104ZM111 71H115V72H111ZM119 71H121L122 73H121V75L122 76H119V74H120V72ZM152 71H153V73H152ZM161 71V72H160ZM166 71L168 72V73H166ZM194 71V72H193ZM222 71V73H220ZM226 71H227V73H226ZM233 71V72H232ZM235 71V72H234ZM247 71V72H246ZM260 71H262V72H260ZM32 72V73H31ZM71 76L72 75V77H74V78H72V77H67L68 76V74ZM72 72H74L73 74H70V73H72ZM78 72V74H80L79 76H78V74H76ZM95 72V73H94ZM97 72V73H96ZM102 72V75L103 76H101V74L100 73ZM110 73L111 75H107V73ZM116 72L118 73L119 72V74L117 75L116 74ZM129 72V73H128ZM135 72V73H134ZM146 72H148V73H146ZM157 72V73H156ZM173 73V74H171V73ZM178 72V73H177ZM201 72V73H200ZM224 72V73H223ZM35 73V74H34ZM90 73V74H89ZM114 73V74H113ZM129 74L127 77H126V75L125 74ZM139 73H142V75H146V76H144V77H142V75L141 74H139ZM169 73L172 75V78H170L171 77V75H169ZM174 73H176L177 74V78L175 77L174 78V75L176 76V74H174ZM188 73H191V75H189L188 74V76L190 77V78H188V76H187V74ZM194 73V74H193ZM215 73V74H214ZM233 73H234V75H233ZM237 73V74H236ZM244 73H245V76H242V75H244ZM250 73H254L253 75L252 74H250V75H252L250 78H249V74ZM84 74V75H85ZM89 74V76H87ZM92 74V75H91ZM96 74V75H95ZM132 74H133V76H132ZM135 74H137V78L135 77ZM168 74V75H167ZM220 74V75H219ZM226 75L225 76V78H224V75ZM230 74V75H229ZM239 74V75H238ZM246 74L247 75H249V76H246ZM5 77H3V76ZM15 75H16V78H15ZM65 75V76H64ZM67 75V76H66ZM76 75V76H75ZM95 75V76H94ZM106 75V76H105ZM115 75H116V77H115ZM130 75H131V79H132V77H133V82H132V84H130V82L132 81H130ZM152 75V76H151ZM184 75V76H183ZM261 75H263V76H261ZM80 77V78H82V80L83 81H81V85H80V78H78V77ZM95 78H94V77ZM97 76V77H96ZM114 76V77H113ZM117 76H119V78L117 77ZM149 76V77H148ZM150 76H151V78H150ZM167 78H165V77ZM187 76V77H186ZM216 76V77H215ZM217 76H218V78H219V80H220V83H219V80H218V78H217ZM232 76H234V77H232ZM238 76H239V78H238ZM3 77V78H2ZM75 77H77V79H75ZM89 79H88V78ZM90 77H92L93 78V80L95 81V83H99V85L97 84H94L93 82V80H92V78H90ZM104 77H110L109 79H107V80H109V81H105V79L106 78H104ZM122 77H126V78H122ZM140 77H142L141 79H144L143 80V82H142V80H140ZM150 78V79H152L151 81H153V83H154V87L155 88H159V90H161V91H159V90H157V91H159L158 92V94H160L159 95V97H158V94H157V92L156 91H154V89L155 88H152L151 90H149V86H148V84H147V80H145L146 78ZM186 77V78H185ZM223 77V78H222ZM242 77V78H241ZM244 77H245V79H244ZM262 77H263V79H262ZM73 79V80H68V79ZM114 78H117V79H114ZM120 78H122L123 80L125 79V82H123V80L122 79H120ZM138 78H139V80H138ZM157 78H158V80H157ZM169 78H170V80H169ZM180 78H183V81H182V79L180 80ZM188 78V80H185V79H187ZM207 78V79H206ZM231 78H233V80L235 81L236 80V78H237V80L233 83V80H228V79H231ZM5 79H6V81H5ZM80 79V80H79ZM86 79V80H85ZM112 79V80H111ZM113 79H114V81L117 83V85L118 84H122V85H115V83H114V81H113ZM128 81H127V80ZM149 79V80H150ZM165 79V80H164ZM173 79V80H172ZM179 81H178V80ZM213 79H215V81L213 80ZM223 79H225L224 81H225V84H224V82H221ZM248 79V80H247ZM4 80V81H3ZM16 80V81H15ZM76 80V81H75ZM77 80H78V84H76V82H77ZM85 80V81H84ZM88 80V81H87ZM97 80H98V82H97ZM119 80V81H118ZM122 80V82H120ZM135 80H136V82H135ZM157 80V81H156ZM163 80V81H162ZM166 80H169V82H170V85H171V82H173V81H176L177 80V82L175 83V82H173L172 83V85L170 86L169 85V82H166ZM185 80V81H184ZM191 80V81H190ZM218 80V81H217ZM228 80V81H227ZM28 81H29V79H28ZM72 81H74V84L73 83H71ZM92 81V82H91ZM101 81H103V82H101ZM105 81V82H104ZM113 81V82H112ZM130 81V82H129ZM137 81H141V82H137ZM158 81L160 82V81H162L161 83L164 85V87H161V85L162 84H160V83H158ZM165 81V82H164ZM180 81H182V82H180ZM204 81H206V82H204ZM86 82V83H85ZM89 82H91V83H89ZM107 82H108V86H107ZM113 83V84H110V83ZM119 82V83H118ZM128 82H129V84H128ZM136 84H135V83ZM149 82V81H148ZM156 82V83H155ZM178 82H180V84L182 83V84H184V85H180V84H178ZM185 82H187V84L185 83ZM228 82H230L231 83V85H229V86H231V87H229V86H227L228 85ZM72 85H71V84ZM105 84L106 85V87L108 88L109 86H111L110 88H112V86H114V87H116L117 89H118V87H119V89H118V91H117V93L115 92V91H113L114 89H116V88H112V89H110V88H108V90H110V92L108 91V90H106V87H103V86H105L104 84H103V86L102 85H100V84ZM158 83V84H157ZM168 83V84H167ZM219 83V84H218ZM229 83V84H230ZM3 84V85H2ZM69 84H70V86H69ZM89 84H91V85H89ZM94 84V85H93ZM110 84V85H109ZM123 84H125V85H123ZM209 84H207V87L209 86ZM235 84V87L233 86ZM74 85V86H73ZM93 85V86H92ZM96 85V86H95ZM132 85V86H131ZM162 85V86H163ZM178 85V86H177ZM180 85V86H179ZM216 85H218L219 87L217 88V86ZM221 85V86H220ZM224 85H225V87H224ZM2 86V87H1ZM76 86V87H75ZM91 86V87H90ZM100 86V87H99ZM128 86V87H127ZM135 88H134V87ZM147 86V87H146ZM160 86V87H159ZM165 86H166V89H165ZM170 86V87H169ZM203 86H205V85H203ZM215 86V87H214ZM52 87L51 88H49V90H48V87H42V88H44V89H47V91H52ZM79 87V88H78ZM92 87L94 88V89H92ZM98 87V88H97ZM122 87H124L123 88V90H122ZM125 87H126V89H125ZM140 87H141V89H140ZM169 87V88H168ZM220 87H222V88H220ZM226 87H228V88H226ZM234 89H233V88ZM66 88V89H65ZM85 88V89H84ZM88 88H89V90H88ZM130 88H133L134 90H135V92H136V94L135 95H137V93H138V96H140L141 94V96L140 97H133V96H131V97H129L127 94L129 93V95H130V92H131V90H128V89H130ZM162 88L163 89H165V90H162ZM167 88L170 90H168V92H167ZM230 88H232V89H230ZM65 89V90H64ZM68 89V90H67ZM97 91H96V90ZM106 91H105V90ZM124 89H125V91H124ZM138 89H140V92L138 91ZM184 89V88H183ZM186 89V88H185ZM224 89V90H223ZM226 89V90H225ZM229 89V90H228ZM25 90V91H24ZM74 90V91H75ZM82 90V91H81ZM85 90V91H84ZM88 90V91H87ZM92 90V91H91ZM95 90V91H94ZM113 92H115L114 94H113V96H111L112 94H111V92L112 91ZM126 90H128V91H130V92H128V91H126ZM146 90H148V91H150L152 94H154V95H152L150 92H148V91H146ZM156 90V89H155ZM230 92H228V91ZM232 90H234V91H232ZM61 91V92H62ZM67 91V92H66ZM93 91H94V93H93ZM108 91V92H107ZM153 91H154V93H153ZM164 91V92H163ZM223 91V92H222ZM229 94H227L226 92ZM72 92V93H71ZM83 93V95L85 96H83L82 95V93ZM91 92L93 93V94H95V96H96V98H93V99H95L94 101H93V99H92V97H95L93 94H91ZM119 92V93H118ZM123 92H124V94H123ZM127 92V93H126ZM156 92V93H155ZM166 92V93H165ZM171 92V93H170ZM235 95L234 97H233V94ZM90 93V94H89ZM140 93V94H139ZM146 93V94H145ZM85 94H87V95H85ZM111 94V95H110ZM227 94V96H226V98H224L225 97V95ZM231 94H232V96H231ZM84 97V99L82 98V96ZM92 96V97H90V96ZM98 95V96H97ZM101 95V96H100ZM165 95V96H166ZM170 95V96H169ZM103 96V97H102ZM143 96V97H142ZM230 96V97H229ZM74 97V98H73ZM88 97H89V101L87 100L88 99ZM100 97V98H99ZM105 97V98H104ZM112 97V98H111ZM124 97V98H123ZM153 97V98H152ZM160 97H162V98H160ZM170 97V98H171ZM210 97V95H208L207 96V101H208V105H210V106H214V102L213 101H211L212 99H210L209 98ZM216 97V100L218 99L217 97H218V95L217 96H215ZM227 97H229V98H227ZM82 98V99H81ZM87 98V99H86ZM104 98V99H103ZM140 98V99H139ZM231 98H232V100H231ZM61 99V98H60ZM109 99V100H108ZM138 99V100H137ZM155 99H156V101H155ZM236 99V100H235ZM240 99V100H239ZM46 99H44L43 97L41 98V100H40V102H39V110L42 112V113H44V114H50L51 112H52V110H51V107H50V104L48 103V101L46 100ZM62 100V99H61ZM87 100V102H85V101ZM235 100V101H234ZM81 101V103H79ZM200 100H197L196 101V105H199L198 107H200ZM230 101V102H229ZM237 101V102H236ZM92 102V103H91ZM228 102V103H227ZM232 102V103H231ZM236 102V103H235ZM79 103V104H78ZM83 103V104H82ZM85 103V104H84ZM213 103V104H212ZM233 103H234V105H233ZM157 104V105H156ZM85 105H87V106H85ZM91 105V106H90ZM93 105V106H92ZM223 105V106H222ZM237 107H239V108H237ZM240 105V106H239ZM156 106V107H155ZM229 106H230V108H229ZM234 106V107H233ZM17 107L20 109V110H22V109H25V107H26V105H25V102H24V100L23 99H21V98H19L18 97V99H17ZM220 107V108H221ZM235 107H236V109H235ZM93 109V110H92ZM96 109V110H95ZM234 109H235V111H234ZM201 110H203V111H205L204 113H203V111H201ZM74 112L76 111V110H73ZM175 111V113L173 114V112ZM85 112V113H86ZM161 112V113H160ZM178 112H180V113H178ZM182 112V113H181ZM123 113H124V111H123ZM230 113V112H229ZM125 114V113H124ZM162 114V115H161ZM181 114V115H180ZM185 114V115H184ZM243 114V113H242ZM245 114V113H244ZM243 114V115H244ZM246 114H248V115H246ZM246 117H244V118H246L247 119V117L250 119V117H251V114L249 113V112H246ZM250 114V115H249ZM185 117H184V116ZM238 115V114H237ZM90 117V118H89ZM202 117V118H201ZM230 117V116H229ZM228 117V118H229ZM84 118H86V119H84ZM97 119V120H96ZM82 120L84 121V120H86V122L85 123H83L82 122ZM180 122H179V121ZM204 122H203V121ZM234 120V121H233ZM237 120H239L238 122H237ZM241 120V121H240ZM264 120V119H263ZM262 120V121H263ZM4 120H1L0 122H1V124H5V122H3ZM97 121V122H96ZM103 121V122H102ZM3 122V123H2ZM77 122V121H76ZM166 122H167V124H166ZM182 122V123H181ZM230 122H231V124L234 126V123L235 122H237V124L235 123V127L233 128V126H231V124H230ZM242 122V123H241ZM261 122V121H260ZM83 123V124H82ZM99 123H101V124H99ZM249 123H251V121H249L248 122V124ZM259 123V122H258ZM263 122H261L260 124H259V126H258V124H252L251 126H255V127H257L258 126V128H262V126L264 127V124H262ZM85 124V125H84ZM97 124H99V125H97ZM106 124V125H105ZM182 124H183V126H182ZM77 125V126H76ZM179 125V126H178ZM239 125H241L240 126V130L239 129H237L238 127H239ZM244 125H247V123H246V121H245V123H244ZM72 127V128H69V127ZM78 126H80L79 128H80V131H79V128H77ZM84 126V127H83ZM86 126V127H85ZM107 126H108V128H107ZM167 126V127H166ZM185 126H186V128H185ZM93 127H95V128H93ZM97 127H99V128H97ZM172 127V128H171ZM187 127H188V129H187ZM200 127V128H199ZM85 128L86 129H88V132H87V130L85 131ZM92 128V129H91ZM105 128V129H104ZM171 128V129H170ZM232 128V129H231ZM78 129V130H77ZM175 129V130H174ZM196 129V130H197ZM204 129H202V130H204ZM72 130H74V131H72ZM172 130V131H171ZM178 130V132H180L178 135H176V134H174L175 133V131H177ZM181 130V131H180ZM48 131L50 132V134L52 135V136H55L56 134H57V132H58V134H60V132H61V130L60 129H55V128H52V126H49V128H48ZM56 133H55V132ZM78 131V132H77ZM104 131V132H103ZM173 131H174V133H173ZM217 131H219V128H218V130ZM242 133H244L245 131L242 129ZM188 132V133H187ZM186 133V134H185ZM198 132L196 131V134H197ZM233 133H235V134H233ZM170 136H169V135ZM174 134V135H173ZM223 134V133H222ZM181 135V136H180ZM24 138L26 137V138H28L27 137V135L25 136V134L24 135H22ZM174 136H175V138H174ZM199 136V137H198ZM216 136H219L218 138L216 137ZM230 136V135H229ZM68 137V136H67ZM139 137V138H138ZM182 139H181V138ZM206 137V138H205ZM179 138V139H178ZM186 138V139H185ZM196 138H197V140H196ZM212 138H213V140H212ZM220 138V139H219ZM224 138L227 140H225L224 141ZM234 141H232L231 139ZM137 139H139V140H137ZM200 139V140H199ZM202 139V140H201ZM204 139V140H203ZM141 140V141H140ZM192 140V141H191ZM196 140V141H195ZM211 140V141H210ZM222 140V141H221ZM188 141V142H187ZM200 141H201V143L203 144H201L200 143ZM204 141H205V143H204ZM207 141V142H206ZM230 141H231V143H230ZM237 141V142H236ZM183 142V143H182ZM199 142V143H198ZM108 143H109V145H108ZM119 143V144H118ZM186 143H188L187 145H186ZM208 145H207V144ZM210 143H212V144H210ZM227 143V144H226ZM229 143V144H228ZM233 143H235V144H233ZM238 143H240V144H238ZM19 144H20V142H19ZM147 144V145H148ZM150 144H152V145H150ZM204 144H206V145H204ZM232 145V146H228V145ZM32 145H35L34 143L32 144ZM137 145H136V147H137ZM188 145L190 146L191 145V147H188ZM192 145H194L193 147H192ZM211 145V146H210ZM233 145H236V147L234 146L233 147ZM240 145V146H239ZM21 146V145H20ZM201 146H203V147H201ZM205 146V147H204ZM206 146H208V147H206ZM210 146V147H209ZM216 146H218V147H216ZM228 146V147H227ZM31 147V149H32V151L37 155V157H35L34 159H40V162H41V158L40 157H42V155H41V150L39 149V147H37L36 145H35V147H33V146H30V144H29V148ZM144 147H146V148H144ZM154 147V148H153ZM155 147L157 148V149H155ZM211 147H212V149H211ZM215 147V148H214ZM222 147V148H221ZM128 149V150H124V149ZM148 148V149H147ZM151 148H153L156 152H158V151H160V149H161V151L159 152V154L158 153H156V152H154L153 151V149H151ZM207 149V152H206V150L205 149ZM228 148V149H227ZM143 149V150H142ZM149 149L150 150H152L153 151V153H151L152 151H149ZM187 149H189V151L187 150ZM192 149V150H191ZM194 149V150H193ZM211 149V150H210ZM214 149V150H213ZM217 149V150H216ZM231 150V152H230V150ZM182 150V151H181ZM225 150V151H224ZM227 150V151H226ZM229 150V151H228ZM40 151V152H39ZM132 151H133V153H132ZM177 151H178V153H177ZM191 151V152H190ZM209 151V152H208ZM214 151V152H213ZM216 151H217V153H216ZM220 151V152H219ZM222 151H223V153H222ZM233 151V152H232ZM37 152V153H36ZM125 154V155H122L123 153ZM140 152H141V154H140ZM201 152V153H200ZM224 152H227L226 154L224 153ZM230 152V153H229ZM90 153V154H89ZM137 153V154H136ZM163 153V154H162ZM169 153V154H168ZM171 153H172V155H171ZM173 153H176V155L175 154H173ZM184 153V154H183ZM189 154V155H187V154ZM40 154V155H39ZM78 153H76L74 156L79 160V158L81 159V158H83V157H81V155L79 154V155H77ZM98 154V157L96 158V156H94V155H97ZM119 154H121L122 155V157H121V155H119ZM139 155V156H137V157H135L136 155ZM158 154V155H157ZM178 154V155H177ZM183 154V156L182 157H185V158H183V159H179L180 157H181V155ZM186 154V155H185ZM200 154V155H199ZM203 154H204V156H203ZM223 154V155H222ZM131 155V156H130ZM132 155H135V156H132ZM155 156V158H154V156ZM197 155V156H196ZM208 155V156H207ZM219 155V156H218ZM226 155V156H225ZM131 157V158H129V157ZM158 156V157H157ZM162 157V158H160V157ZM171 156H173V157H171ZM177 156V157H176ZM178 156H180L179 158H178ZM190 156L193 158H190ZM195 156V157H194ZM200 156H203L205 159L204 160H206V161H204L203 162V164L201 163V165H199V167L201 168H199V167H195V170H193V166L196 164V158L198 157H200ZM27 157V156H26ZM89 157V158H88ZM102 157V158H101ZM125 157V158H124ZM127 157V158H126ZM157 157V158H156ZM172 159H171V158ZM176 157V158H175ZM181 157V158H182ZM222 157V158H221ZM229 157V156H228ZM228 157H226L225 159H224V161L223 162H228L229 164H228V166L230 167V163H231V167L234 165V161H232V160H230V159H227ZM85 158V157H84ZM137 158V159H136ZM165 158V159H164ZM179 159V161H178V159ZM186 158H188V159H186ZM206 158H208V159H206ZM212 160H211V159ZM215 158V159H214ZM86 159V158H85ZM125 160L124 162L122 161L121 162V160ZM168 159V160H167ZM171 159V160H170ZM185 159H186V162H184L185 161ZM230 160V161H227V160ZM245 159V158H244ZM37 160H35V161H37ZM55 160V158H51V161H50V163H48V165L46 166L47 168L48 167H52V165L51 164H53V163H51V162H53ZM127 160H129V161H127ZM161 160V161H160ZM171 162H170V161ZM217 160V161H216ZM131 161V162H130ZM134 163H133V162ZM181 161V162H180ZM189 161H190V164H189ZM195 161V162H194ZM199 161V160H198ZM209 161H207V164L209 163ZM57 162H61L62 163V168H61V170L59 171V174L60 175H64V176H66V177H68V178H72V176H73V174H72V170H71V168L69 169V167L66 165H64V163H63V161L60 159H57ZM163 162V163H162ZM180 162V163H179ZM126 163V164H125ZM128 163H130V164H128ZM133 163V164H132ZM192 165V166H190L189 167V165ZM232 163H233V165H232ZM242 163V162H241ZM241 163H239L237 166H240V167H238L237 169H239L240 170V173H241V175H245V173L248 175V173H249V175L250 174H254L253 175V177L254 178H252V175H250L251 176V179H255L254 181H255V184H257V183H260V184H258L259 186H260V188H259V186L258 185H255V186H258V189H261V187H262V185H264L263 183V181H264V176L262 177V176H260L259 175V177H262L261 179L259 178V177H257L256 175H257V173H254V172H256L255 171V165H253L252 163H248V162H245V163H243L242 165H244L245 167H243L242 165H241ZM120 164V165H119ZM122 164H125V165H127L126 167H123L122 166ZM150 166H149V165ZM160 164V165H159ZM163 164H165V165H163ZM171 164V165H170ZM251 164V166H249ZM117 165V166H116ZM159 165V166H158ZM169 166V168L171 169H168V166ZM182 166V167H179V166ZM185 165H187V166H185ZM253 165V166H252ZM163 166V167H162ZM165 166H167L166 168H165ZM176 166V167H175ZM185 166V167H184ZM246 166H248V167H246ZM66 167L68 168V169H66ZM123 167V168H122ZM128 167H130V168H128ZM150 167V168H149ZM159 167H161V168H159ZM229 167H228V169H229ZM242 167V168H241ZM254 167V168H253ZM159 168V169H158ZM164 169V171H162L163 169ZM185 168V169H184ZM189 169V170H186V169ZM192 168V169H191ZM199 168V169H198ZM205 168H207L208 169V171H206L205 170ZM121 169H122V171H121ZM125 169H126V171H125ZM131 169V171H129V170ZM173 169V170H172ZM180 169H182V171L180 170ZM205 170V171H196V170ZM231 169V168H230ZM232 169H233V167H232ZM231 169V170H232ZM252 169H254V171L252 170ZM71 170V171H70ZM178 170V171H177ZM181 172H180V171ZM185 170V171H184ZM192 172H191V171ZM210 170V171H209ZM250 170V171H249ZM184 171V172H183ZM198 172V174H196V173H194V172ZM253 171V172H252ZM199 172L201 173L202 172V174H199ZM204 172H205V174H204ZM212 172V171H211ZM248 172V173H247ZM252 172V173H251ZM1 173H2V171L0 170V175H1ZM121 173V174H120ZM128 174L129 175V173H131L129 176H126L125 174ZM157 175H159V176H157V180L154 178L155 176H156V174ZM174 173H176V175L174 174ZM190 173H191V175H190ZM192 173H194L195 175H196V177L194 176V174H192ZM207 173V174H206ZM148 176H147V175ZM154 174V175H153ZM160 174H162L161 176H160ZM164 174V175H163ZM183 174V175H182ZM185 174V175H184ZM217 174V175H216ZM120 175V176H119ZM149 175H151V176H153V177H151V176H149ZM175 175V177H174V179H172L173 177L172 176H174ZM186 175H188V177L186 176ZM190 175V176H189ZM205 175V176H204ZM246 175V176H247ZM122 176V177H121ZM125 176L127 177V178H125ZM146 176V177H145ZM166 176V177H165ZM183 176V177H182ZM116 177V178H115ZM120 177V178H119ZM149 177V178H148ZM171 177V178H170ZM181 178V179H177V178ZM186 177V178H185ZM189 177L192 179H189ZM195 177V178H194ZM199 177V178H198ZM204 179H203V178ZM211 177V178H210ZM213 177V178H212ZM215 177V178H214ZM33 178V179H32ZM119 178V179H118ZM145 178V179H144ZM148 178V179H147ZM152 178V179H151ZM153 178L155 179V180H153ZM159 178V179H158ZM169 178V179H168ZM194 178V179H193ZM196 178H198V179H196ZM207 179V181H206V179ZM116 179V180H115ZM128 179V180H127ZM143 179V180H142ZM171 179L173 180V181H171ZM177 179V180H176ZM188 179L192 182H188ZM200 179H202L203 181H205V182H203V181H200L201 183H204V185H207V182H208V185L207 186H204L203 184L201 185V183L199 182V180ZM214 179H216L217 180V182L214 180ZM221 180V181H219V180ZM243 179H244V177H243ZM258 179L259 180H261L260 182L258 181ZM34 180V182H32ZM127 180V181H126ZM153 180V181H152ZM159 180V181H158ZM164 180V181H163ZM166 180V181H165ZM171 181V182H169V181ZM178 181L177 183H175L176 181ZM196 180H198V181H196ZM210 180V181H209ZM212 180V181H211ZM227 180L228 179H226L225 181L227 182ZM28 181V182H27ZM122 181V182H121ZM125 181H126V185H125ZM151 181L153 182V184L151 183ZM154 181H157V182H155V184H154ZM218 181H219V183H218ZM251 181V180H250ZM26 182H27V185H26ZM159 182V183H158ZM168 182V184H166ZM173 182V183H172ZM179 182H181L180 184H178ZM193 182H194V184H193ZM196 182H197V184H196ZM199 182V183H198ZM212 182V183H211ZM214 182V183H213ZM223 182V183H222ZM37 185H36V184ZM43 183H44V185H43ZM103 184H105V182H102ZM120 183V184H119ZM157 183V184H156ZM162 183V184H161ZM170 183H172L173 185H174V183H175V185H174V187H171V186H173L172 184H170ZM251 183V185L249 186V184ZM35 185V187L34 186H32V185ZM84 184V185H83ZM159 184V185H158ZM160 184L162 185V186H160ZM166 184V185H165ZM170 184V186H168ZM178 184V185H177ZM189 184V185H188ZM191 184H192V186H191ZM199 184V185H198ZM217 184V185H216ZM219 184H221V185H219ZM31 185V186H30ZM156 185V186H155ZM164 185H165V189L163 188L164 187ZM198 185V186H197ZM213 185H215L214 187H213ZM5 186L7 187V188H5ZM8 186L11 188L10 189V191H9V188H8ZM20 186L22 187L21 189H20ZM37 186V187H36ZM102 186V187H101ZM105 186V187H104ZM108 186V187H107ZM109 186H111V187H109ZM151 186H155V187H151ZM159 186H160V188H159ZM176 186H178V187H176ZM188 186H189V188L190 187H192V188H194L193 186H197V188L195 189L194 188V192H196L197 193V197L198 198H203V194L204 193H202V192H205L204 190H211V191H214L216 194H217V196L214 194V197H213V199L210 201V202H204L203 200H202V203H201V205H200V208H197L196 207V205H197V203H196V205H194L193 207H191L192 206V204H194L192 201H187V203L184 201V202H182L180 199H178V200H176V198L175 199H173L175 196H176V194L179 192V193H184L183 191L184 190H186V187L188 188ZM200 186V187H199ZM219 186V187H218ZM247 186V187H246ZM3 187H4V189H3ZM26 187H28L27 189H26ZM86 187V188H85ZM92 187V188H91ZM158 187V188H157ZM203 187H205V188H203ZM216 187V188H215ZM23 188L25 189V190H23ZM34 188V189H33ZM35 188H39V190H41L42 192L41 193H39V190L38 189H35ZM105 188V189H104ZM150 188H152V189H150ZM156 188L158 189L157 190V192H160L161 193V191H162V193L160 194V193H157V192H155L156 191ZM162 188V189H161ZM177 188V189H176ZM179 188V189H178ZM213 188V189H212ZM219 188H221L220 190H219ZM247 188V189H246ZM5 189H7V190H5ZM13 189V190H12ZM44 189V188H43ZM102 189V190H101ZM108 189H110L109 191H108ZM111 189H112V191H111ZM155 189V190H154ZM263 190V192H264V188H262ZM4 190V191H3ZM19 190H21L22 192H20ZM34 190V191H33ZM53 190H54V193L56 194V196L54 197V193H52L53 192ZM114 190H116V191H114ZM153 190V191H152ZM180 190V191H179ZM202 190V191H201ZM247 190V191H246ZM7 191H8V193L10 194V196H9V194L7 193ZM19 193H18V192ZM25 191V193H24V196H23V192ZM33 191V192H32ZM38 191V192H37ZM56 191V192H55ZM106 191V192H105ZM164 191V192H163ZM198 191V192H197ZM218 191V192H217ZM259 191V190H258ZM12 194H11V193ZM36 192V193H35ZM61 194H60V193ZM102 192V193H101ZM152 192V193H151ZM175 192V193H174ZM229 192H231V191H229ZM228 192V193H229ZM244 192V193H245ZM251 192V191H250ZM63 193V194H62ZM75 193V194H74ZM105 193V194H104ZM113 193V194H112ZM158 194V196L156 195V194ZM178 193V194H179ZM200 193V194H199ZM202 193V194H201ZM242 193V194H241ZM3 194V195H2ZM7 194H8V196H7ZM19 194H21L20 195V197L22 196V198L20 199V197H19ZM54 194V195H53ZM57 194H59L60 196H58ZM70 194H72V196H70V197H72V198H70L69 197V195ZM102 194H103V196H102ZM153 194V195H152ZM165 194V195H164ZM170 194V195H169ZM172 194H173V197H172ZM237 194H239V195H237ZM6 195V196H5ZM11 195L14 197H12L11 198ZM17 195V196H16ZM48 195V196H47ZM131 197H130V196ZM200 195H202V196H200ZM236 197H235V196ZM242 195V196H241ZM243 195H244V197H243ZM247 195H249L248 197L249 198H247ZM263 195V196H262ZM40 196H42V197H40ZM45 196V197H44ZM52 196V197H51ZM63 196V197H62ZM68 196V197H67ZM153 196H155V197H153ZM161 196H164V197H161ZM169 196V197H168ZM238 196V197H237ZM241 196V198H239ZM250 196H251V198H250ZM8 197V199H6ZM11 199H10V198ZM18 197H19V199H18ZM24 197V198H23ZM56 197H59V198H56ZM65 197V198H64ZM103 197L105 198H107V200H109V201H111V203H115V204H113L114 205V207H113V209L114 210H116L117 209V211L115 212V211H110V213L111 214H109V212L107 211V207H108V205L106 204L105 205V202L103 201V200H105V199H103ZM128 199H127V198ZM131 199H130V198ZM171 197V198H170ZM217 199H216V198ZM218 197L220 198L219 200H218ZM229 197H230V200H229ZM233 197V198H232ZM7 200H5V199ZM37 198H38V200H37ZM53 198H55L54 200H53ZM76 198V199H75ZM235 198H236V200H235ZM245 199V200H243V199ZM10 199V200H9ZM24 199V200H23ZM51 199V200H50ZM60 199V200H59ZM66 199V200H65ZM68 199V200H67ZM168 199H170L169 201H168ZM171 199H173V200H171ZM215 199L217 200V201H215ZM238 199V200H237ZM248 199V200H247ZM250 199V200H249ZM1 200H3L2 202H1ZM12 200V201H11ZM16 200H18V201H16ZM23 200V201H22ZM36 202H35V201ZM62 200V201H61ZM174 200H175V202H174ZM233 200V202H231V203H229L230 201H232ZM241 202H240V201ZM243 200V201H242ZM252 200V201H251ZM16 202V203H12V202ZM22 201V202H21ZM45 201V202H44ZM60 202V205L62 204V206H60L59 205V203L58 202ZM73 201V202H72ZM158 201H162V203L160 202H158ZM163 201H166V202H163ZM179 201H181L180 203H179ZM227 201V202H226ZM237 203H236V202ZM249 201H251V202H249ZM4 202V203H3ZM36 204H35V203ZM55 202V203H54ZM219 202V203H218ZM245 202H247V204H244ZM249 202V203H248ZM21 203H22V205H21ZM26 203V204H25ZM30 204L31 203V205H30V208H28V209H26V205L27 204ZM53 203V204H52ZM70 203V204H69ZM163 203H164V205H163ZM186 203V204H185ZM208 203H209V205H208ZM214 204V205H217V204ZM227 203V204H226ZM239 203V204H238ZM241 203V204H240ZM250 203H251V206H250ZM259 203V204H258ZM34 204L36 205V206H34ZM50 204V205H49ZM67 206H66V205ZM174 204V205H173ZM182 206H181V205ZM185 204V205H184ZM221 204V203H220ZM229 204V205H228ZM235 204H236V206H235ZM244 204V205H243ZM11 205V206H10ZM68 205H69V207H68ZM89 207H91L92 205L94 206V208L95 209H93L92 207H91V209H89L88 208V206ZM112 205V206H113ZM124 205V207L122 208V206ZM208 205V206H207ZM213 205V206H214ZM231 205H232V207H231ZM242 205H243V207H242ZM248 205V206H247ZM252 205H253V207L254 206H256L255 208H256V210H254V209H250L249 207H252ZM3 206V207H2ZM9 206H10V208H9ZM33 206V207H32ZM47 206V207H46ZM53 206V207H52ZM58 206V207H57ZM59 206H60V208H59ZM86 206V207H85ZM103 206H104V208L106 209H104L103 208ZM106 206V207H105ZM187 206V207H186ZM189 206V207H188ZM231 207V210L232 211H230V207ZM244 206H246V207H244ZM259 206V207H258ZM262 206V207H261ZM62 207H64V208H62ZM68 207V208H67ZM119 207V208H118ZM125 207H127L128 208V210H127V208L125 209V211H124V208ZM257 207H258V209H257ZM25 208V209H24ZM34 208H36V209H34ZM39 208H40V210H42L41 211V213H40V210H39ZM45 208H46V210L47 209H49L50 210V212L49 211H46L45 210ZM65 208H66V210H65ZM70 208V209H69ZM102 209V210H105L106 212H108V214L106 213V212H104V213H106L107 215H108V217H106V216H104V215H106V214H104L103 212H102V210L101 211H99V209ZM116 208V209H115ZM188 208V209H187ZM192 208V209H191ZM244 208V209H243ZM245 208L247 209V210H245ZM248 208L250 209V212H248ZM69 209V210H68ZM86 209H88V211L86 210ZM194 209V210H193ZM234 209L236 210V214H235V211H234ZM239 209V210H238ZM243 209V210H242ZM260 209V210H259ZM261 209H263V211L261 210ZM19 210V211H18ZM25 210H27V211H25ZM29 210V211H28ZM33 210H36L35 212L33 211ZM38 210H39V212H38ZM43 210H45V212L43 211ZM90 210H91V213H89L90 212ZM94 210V211H93ZM130 210V211H129ZM132 210V211H131ZM156 210H157V212L159 211V215H158V213L156 212ZM189 210V211H188ZM253 210L255 211V212H253ZM259 210V211H258ZM33 211V212H32ZM55 211V212H54ZM64 211V212H63ZM95 211H98V212H95ZM167 211V212H166ZM195 211V212H194ZM240 211V213H238ZM244 211V212H243ZM246 211V212H245ZM261 211L263 212V213H261ZM38 212V213H37ZM68 212V213H67ZM127 212H129V213H127ZM164 212V213H163ZM166 212V213H165ZM168 212H169V214H170V216H168L167 214H168ZM173 212V213H172ZM175 212V213H174ZM197 212V213H196ZM212 212V211H211ZM232 212H234L233 214H232ZM241 212H243V213H241ZM258 212H260V215H258L259 213ZM30 213H31V217L30 216H28V214L30 215ZM67 213V214H66ZM75 215H77V216H74V214ZM82 213V214H81ZM88 213V214H87ZM93 213V214H92ZM99 213V214H98ZM104 215H103V214ZM114 215H113V214ZM192 213H194V214H192ZM227 213H229L228 215H227ZM244 213H246V214H244ZM254 213H258V214H254ZM38 214V215H37ZM164 214H166V215H164ZM175 214V215H174ZM181 214V215H180ZM224 216H223V215ZM237 214H239L238 216H237ZM243 214V215H242ZM253 214H254V216L255 215H258V218L255 216H253ZM19 215V216H18ZM70 215V216H69ZM91 215V216H90ZM94 215V216H93ZM99 215H101V216H99ZM112 215V216H111ZM179 215V216H178ZM241 215V216H240ZM245 215H247V216H245ZM25 216V217H24ZM65 216H69L68 218L67 217H65ZM74 216V217H73ZM99 216V217H98ZM102 216H104V218L102 217ZM162 216V217H161ZM166 216V217H165ZM175 216H177V218H174ZM184 217V219L182 218V217ZM236 216V217H235ZM248 216H249V219H248ZM73 217V218H72ZM76 217V218H75ZM89 217H92V218H89ZM96 217L97 218H100V219H98V220H96ZM114 217V218H113ZM161 217V218H160ZM164 217V218H163ZM181 217V218H180ZM187 217V218H186ZM197 217V218H196ZM241 217V218H240ZM247 217V218H246ZM20 218V219H19ZM78 218H79V220H80V222H78L79 220H78ZM108 218V219H107ZM165 218H167V219H165ZM237 218V219H236ZM257 219V220H254V219ZM74 219V220H73ZM89 219V220H88ZM110 219H111V221H110ZM154 220L153 221V223L151 222L152 220ZM170 219V220H169ZM175 219H177V221H175ZM180 219H181V221H180ZM184 221H183V220ZM188 220V221H186V220ZM193 219V220H192ZM236 221H235V220ZM247 219V220H246ZM15 220H17L16 222H15ZM103 220V221H102ZM109 220V221H108ZM168 220V221H167ZM181 222H179V221ZM232 220H234L233 222H232ZM261 221V227H260V229H258V231L255 233V234H252L251 233V231H252V228H254L253 230H255V229H257L255 226H257L256 225V223H257V221ZM14 222V225H13V222ZM75 221V222H74ZM98 223H97V222ZM108 221V222H107ZM156 221H158V222H156ZM161 221V222H160ZM166 221V223L165 224H167V226L165 225V228L164 229H162L161 231H160V228H161V226H159L160 225V223H164ZM187 222V224H185L184 222ZM229 221V222H228ZM245 221V222H244ZM248 221H250V222H248ZM77 222V223H76ZM83 222V223H82ZM107 222V224H105ZM109 222H111V224L109 225L108 223ZM154 222H155V228H153L154 226ZM230 222H232L233 223V225H232V223H230ZM247 222V224L246 225H248V227L245 225V223ZM255 222V223H254ZM16 223V224H15ZM95 223H96V225H98L99 226V224H100V227H99V229L97 228L98 226H96L95 225ZM152 223V224H151ZM179 223V224H178ZM250 223V224H249ZM252 223V224H251ZM81 224V225H80ZM102 224V225H101ZM105 224V225H104ZM181 224V225H180ZM184 224V225H183ZM190 224V225H189ZM7 225H10V226H7ZM13 225V226H12ZM75 225V226H74ZM108 225V226H107ZM125 225V226H124ZM157 225H158V227H157ZM177 225V226H176ZM5 226V227H4ZM6 226H7V228H6ZM108 227V229L110 228V226L112 227V228H110L109 229V233H107L108 232V229H107V227ZM174 226V227H173ZM229 226V227H228ZM254 226V227H253ZM82 227H83V229H82ZM86 227V228H85ZM105 227V231L106 232H104V228ZM250 227V228H249ZM76 228V229H75ZM78 228V229H77ZM90 228V230H88ZM100 228H101V230H100ZM115 228H116V231H115ZM118 228V229H117ZM167 228V229H166ZM2 229V230H1ZM112 229H114V230H112ZM154 229H155V231H154ZM166 229V230H165ZM169 229V230H168ZM176 229H178V230H176ZM82 230V231H81ZM112 230V231H111ZM175 230V231H174ZM220 230V231H219ZM233 230V231H232ZM250 230V231H249ZM159 231V232H158ZM168 231V232H167ZM170 231H171V233H170ZM190 231H192V232H190ZM197 233H196V232ZM217 233H218V236L219 237H221V238H219V239H222V242H220L219 243V240H217V241H214V244L215 245H218V246H221V245H224V246H226V248H227V246H228V244H226L227 243V241H226V239H225V232L224 231H222V229L219 227V229L217 228ZM82 232H83V235H82ZM112 232H114V233H112ZM157 232V233H156ZM166 232L169 234L168 236H166L167 234H166ZM185 232V233H184ZM189 232V233H188ZM5 233V234H4ZM80 233V234H79ZM89 233V234H88ZM107 233V234H106ZM153 233V234H152ZM159 233V234H158ZM161 233H163V236H162V234ZM174 233V234H173ZM180 233H182V234H180ZM193 233H195L194 234V237H193ZM224 233V234H223ZM7 234V235H6ZM156 234V235H155ZM161 234V235H160ZM188 234H190V235H188ZM238 234V235H237ZM85 235H86V238H88V239H90L91 240V243H90V240L88 241L86 238H85ZM152 237H151V236ZM155 237H154V236ZM158 235V236H157ZM170 235H172V237L170 238ZM176 235H178V236H176ZM180 235V236H179ZM183 235V236H182ZM224 235V236H223ZM79 236V237H78ZM82 236V237H81ZM148 236H150V238L148 237ZM162 236V237H161ZM185 236H187V237H185ZM200 236H202V234L200 235ZM223 236V237H222ZM240 236V237H239ZM81 237V238H80ZM90 237V238H89ZM159 237V238H158ZM164 237V238H163ZM168 237H169V239H168ZM177 237H178V239H177ZM179 237H180V239H179ZM185 238V239H181V238ZM248 237V238H247ZM78 238V239H77ZM155 238H157L158 240H160V241H157V239H155ZM176 238V239H175ZM192 238V239H191ZM204 238V237H203ZM251 238V239H250ZM152 239V240H151ZM154 239V240H153ZM167 239H168V241H167ZM190 239H191V241H190ZM195 239H196V241L197 242H199V244L195 241ZM223 239H225V240H223ZM243 239V240H242ZM172 240V241H171ZM174 240L176 241V243H177V245H175L176 243L174 242ZM193 240V241H192ZM205 240H208V241H211L212 240V242H213V239H212V237H210L209 235H207L206 236V238H205ZM154 241V242H153ZM156 241V242H155ZM164 241H167L166 242V244L164 243ZM195 241V242H194ZM226 241V242H225ZM241 241V242H240ZM250 241V242H249ZM162 243V244H160V243ZM172 242V243H171ZM179 242V243H178ZM188 242H189V244H188ZM193 242V243H192ZM160 245H159V244ZM167 243H169V244H167ZM173 243H174V245H175V247H172V246H174L173 245ZM223 243V244H222ZM242 243V244H241ZM2 244H4V245H2ZM165 244V245H164ZM261 244V245H260ZM156 245V246H155ZM158 245V246H157ZM167 245V246H166ZM190 245V246H189ZM195 245V246H194ZM202 246V247H200V248H202V250H204V251H202V250H200L199 249V246ZM242 245V246H241ZM169 246V247H168ZM192 246H194V247H192ZM198 246V247H197ZM239 246H241L240 248H239ZM2 247V248H1ZM4 247V248H3ZM89 247V248H88ZM248 247H250V248H248ZM93 248V250H91V249ZM194 248H195V250H194ZM263 248V249H262ZM87 249H88V251H87ZM199 249V251H197ZM85 251H87V252H85ZM90 251V252H89ZM149 251V252H148ZM152 253H151V252ZM153 251H155L154 253H153ZM200 251H202V252H200ZM206 251V252H205ZM239 252V253H236V252ZM247 251V250H246ZM263 251V252H262ZM6 254H5V253ZM92 252V253H91ZM111 252V253H110ZM147 252H148V254H147ZM82 253L84 254V255H82ZM92 255H91V254ZM113 253V254H112ZM151 253V254H150ZM210 253V254H209ZM246 253V252H245ZM87 254V255H86ZM93 254L95 255V257L94 258H97V259H94L93 258ZM202 254H209V255H205L206 257H208L207 258V260H206V258H205V256H203ZM90 255V256H89ZM113 257H115V256H117L118 258H114V260L113 259H111L112 258V256ZM143 255V256H142ZM150 255H153V256H150ZM201 255V256H200ZM89 256V257H88ZM92 256V257H91ZM210 256H212L211 257V259L209 258ZM218 258H217V257ZM86 257V258H85ZM201 257H202V259H201ZM215 257V258H214ZM87 258H88V260H87ZM168 258V257H167ZM167 258H165L166 260V262L167 263H165V264H172L175 260L174 259H171L170 261H169V258L167 259ZM194 258V259H193ZM205 258V259H204ZM92 259H94V260H92ZM141 259V258H140ZM89 260H91L90 262H89ZM145 260V261H144ZM153 260H155V261H153ZM172 260H174V261H172ZM220 262H219V261ZM35 261V262H34ZM156 261H157V263H156ZM200 261H201V263H200ZM32 262H34V263H32ZM98 262V263H97ZM180 261H176V262H174L173 264H181V262L179 263ZM205 262V263H204ZM212 262V263H211ZM217 262V263H216ZM219 262V263H218ZM93 263V264H94ZM164 264V263H163ZM230 264H233L232 262L230 263Z\"/></svg>", "mask_w": 264, "mask_h": 264}, {"label": "bare ground", "instance_id": "bare-ground-1", "mask_svg": "<svg viewBox=\"0 0 264 264\" xmlns=\"http://www.w3.org/2000/svg\"><path fill=\"white\" fill-rule=\"evenodd\" d=\"M124 1V0H123ZM159 0H157L156 2H158ZM161 1V0H160ZM165 1V0H164ZM163 1V2H164ZM167 1V0H166ZM165 1V2H166ZM169 1V0H168ZM172 1V0H171ZM174 1V0H173ZM183 1V0H182ZM189 0H185V2L183 1L182 3H187ZM196 1V0H195ZM199 1H201V0H199ZM206 1H208V2H210L209 0H206ZM216 1V0H215ZM218 1V2H217ZM215 3H213L214 5H216V7H220L221 6V4H223L224 3V1L225 0H221L222 1V3H221V1H220V5L218 6L217 5V3L219 4V0H217ZM227 2H226V4H229V6H231L232 5V1H234V0H226ZM238 0H236V2H237ZM242 1V0H241ZM240 0H239V2H237L238 4L241 2ZM243 1H246V0H243ZM248 1V0H247ZM250 1V0H249ZM254 1V0H253ZM259 1V0H258ZM121 3H123L122 1H120ZM127 2V1H126ZM130 2V1H129ZM155 2V1H154ZM155 2V3H156ZM193 1H191V3H192ZM204 2L205 1H202V3L204 4ZM212 2H214V0L212 1ZM255 2H256V0H255ZM261 2V1H260ZM262 2H264V1H262ZM1 3V2H0ZM108 3L109 4H106V2H102L101 0H66V1H63V0H58V2H57V5H58V8L60 9V10H62V13L64 12L65 13V17H64V19H65V24H67V26L68 25H72L71 27H72V29H74V36H75V38H74V40H73V43H74V45L75 46H77L78 48H82V49H86L87 51H88V54H87V57L85 58V59H81V58H78V55H74V60L75 59H78L80 62H79V65L80 66H82V69H81V71L84 69H90V72H91V70H92V68H94V67H100L99 65L101 64V65H105L106 64V62L104 61V60H106V59H104V56L106 57V55H110L112 52L109 50V49H111L112 51H113V49H114V47L117 49L116 51L118 52L120 49H121V51H125V53L127 52V53H131V55H132V53H133V51L135 52V54H136V52L138 53V51H141L142 52V50L140 49H137V45L139 44V43H141V42H144L145 40H148L149 41V34H150V31H151V26H150V28H147V25H144V26H142V25H140V27H138L137 29H138V32H139V36H138V38H135V37H133L132 36V28L134 27V26H136V24H138L139 23V21L137 20V18L135 17V19H134V23H126L125 22V25H123V26H120V25H118L117 24V22L116 23H113L112 25H108L106 22H104L103 20V22H102V24H101V22L100 23H98L97 25L95 24V26L92 24V13L90 12V9H92V8H94L95 10H97V11H99V13H103L104 15L103 16H105V20L106 19H108V18H110L111 17V13H109V11H108V6L110 5L111 6V4L112 5H116L115 3H116V0H108ZM111 3V4H110ZM144 3V2H143ZM146 4H148L147 2H145ZM161 3L162 2H160V5H161ZM166 3H168V2H166ZM178 3H180V4H182L181 2H178ZM198 3H200V2H198ZM234 3H235V1H234ZM244 3V2H243ZM246 4H247V2H245ZM249 3V2H248ZM127 4V3H126ZM164 4V3H163ZM162 4V5H163ZM201 4V3H200ZM200 4H198L199 6H200ZM208 4V3H207ZM206 4V5H207ZM211 4V3H210ZM213 4H211L210 6L212 7V5ZM236 4V3H235ZM234 4V5H235ZM261 4V3H260ZM259 4V5H260ZM263 4V3H262ZM34 5V4H33ZM41 5V4H40ZM56 5V4H55ZM131 5V4H130ZM129 5V6H130ZM145 5V4H144ZM143 5V6H144ZM154 5H156L158 8H159V4L157 5V4H154ZM153 5V6H154ZM166 6H167V4H165ZM192 5H194V4H192ZM196 5H197V3H196ZM196 6V9H201L202 7H199V6ZM237 5V4H236ZM235 5V6H236ZM243 5V4H242ZM241 5V6H242ZM253 6H254V4H252ZM252 5H250V7L252 6ZM256 5V4H255ZM258 5V4H257ZM38 6V5H37ZM81 6V7H80ZM82 6L84 7V8H82ZM156 6H154L155 8H156ZM164 6V5H163ZM162 6V7H163ZM166 6L164 7L165 9H163V10H165V13L167 14V11H169L168 10V8H166ZM171 5H168L167 7H170ZM184 6V5H183ZM186 6H187V4H186ZM202 6V5H201ZM223 6V5H222ZM224 6H226V5H224ZM228 6V7H229ZM233 6V5H232ZM231 6V7H232ZM238 6V5H237ZM34 7V6H33ZM113 7V6H112ZM144 7H146V6H144ZM175 7V6H174ZM199 7V8H198ZM209 6H207V8H208ZM255 7V6H254ZM262 7V6H261ZM147 8V7H146ZM155 8L153 9V10H155ZM187 8V7H186ZM189 8H191V7H189ZM206 8V9H207ZM210 8V7H209ZM225 8V7H224ZM227 8V7H226ZM233 8V7H232ZM238 8V10H239V7H237ZM237 8H235L234 7V9H235V11L237 10ZM242 8H244V9H247V7H245L244 5H243V7ZM264 8V7H263ZM3 9V8H2ZM7 9V8H6ZM5 9V10H6ZM35 9V8H34ZM133 10H131L132 11V13H134V15L133 16H136V15H138V13L136 12L137 11V9H136V11L134 10V8H132ZM203 9V8H202ZM204 9H205V7H204ZM204 9H203V11H201V12H203L202 13V15L205 13L204 12ZM212 9H215V7L213 8L212 7ZM220 9H223V8H219V10ZM241 9V8H240ZM253 9V8H252ZM261 9V12H262V8H260ZM259 9V10H260ZM0 10H1V5H0ZM4 10V9H3ZM58 10V9H57ZM159 10V9H158ZM163 10H162V12H163ZM167 10V11H166ZM176 10V9H175ZM187 10H189V9H187ZM191 10V9H190ZM189 10V11H190ZM209 10H211V9H209ZM209 10H205L207 13H208V11ZM224 10L226 11L227 9H223V12H224ZM248 10V9H247ZM254 11H255V9H253ZM2 11V10H1ZM9 11V10H8ZM19 11V10H18ZM96 11V12H97ZM130 11V12H131ZM149 11V10H148ZM156 11H157V8H156ZM183 11V10H182ZM198 11V10H197ZM212 11V10H211ZM217 11H218V9H216V12H214V14H216L217 13ZM230 10H228V13H230V15H231V11L229 12ZM233 11V10H232ZM251 11V10H250ZM6 12V11H5ZM61 12V11H60ZM160 11H158V13H159ZM162 12H160L161 14H162ZM191 12V11H190ZM194 12V11H193ZM199 13H201L200 12V10L198 11ZM198 12H196V13H198ZM227 12V11H226ZM225 12V13H226ZM234 12V11H233ZM236 12H238V11H236ZM240 12H241V10H240ZM244 12V11H243ZM258 12V11H257ZM261 12H259V13H261ZM126 13V12H125ZM124 13V14H125ZM170 13V12H169ZM168 13V14H169ZM211 13H213V12H211ZM225 13H223L224 15H226ZM245 13V12H244ZM244 13H242V14H244ZM246 13H248L247 11H246ZM252 13V12H251ZM264 13V12H263ZM13 14V13H12ZM168 14H167V17H168ZM171 14H172V12H171ZM171 14H169V16L171 15ZM184 14V13H183ZM219 14H220V12H219ZM222 14V15H223ZM234 14V13H233ZM233 14L231 15V17H233ZM239 14V13H238ZM237 14V15H238ZM241 14V13H240ZM240 14H239V16H240ZM24 15H26V14H24ZM62 15V14H61ZM61 15L59 16L60 18H61ZM175 15H177V14H175ZM187 15V14H186ZM186 15H184V16H186ZM199 15H201V14H199ZM199 15H196V16H199ZM201 15V16H202ZM207 15V14H206ZM223 15V16H224ZM230 15H227V20H229V22L230 23H232V21L234 20L235 21V19L234 18H232V19H229L228 17L230 16ZM245 15V14H244ZM243 15V16H244ZM261 15V14H260ZM8 16V15H7ZM15 16V15H14ZM122 16H123V14L121 15V18H122ZM162 16V15H161ZM160 16V17H161ZM165 17H166V15H164ZM190 16V15H189ZM201 16H199V21L201 22ZM213 16V15H212ZM215 16V15H214ZM217 16H219V15H217ZM221 16V15H220ZM223 16H222V18H223ZM235 16H236V14H235ZM242 16V15H241ZM248 16V15H247ZM9 17H11V16H9ZM9 17H7V18H9ZM82 17V18H81ZM116 17V16H115ZM120 17V16H119ZM138 17V16H137ZM165 17H163L162 16V18H165ZM171 17V16H170ZM193 17V16H192ZM204 17H205V15H204ZM224 17V18H225ZM238 17V16H237ZM251 17V16H250ZM11 18H14L13 16L11 17ZM27 18V17H26ZM81 19L82 20V23H84V25H85V31L83 32L82 30H79L78 29V24H79V20L78 19ZM94 18H95V16H94ZM98 18V17H97ZM117 18V17H116ZM169 18V17H168ZM172 18V17H171ZM174 18V17H173ZM182 18V17H181ZM196 18V17H195ZM195 18L194 19H192V20H195ZM198 18V17H197ZM206 18H208V17H206ZM205 18V19H206ZM212 18H214V17H212ZM242 18V17H241ZM240 18V20L242 21L243 19H241ZM245 18H247V17H245ZM244 18V19H245ZM249 18V17H248ZM15 19V18H14ZM53 19V18H52ZM63 19V20H64ZM111 19H113V18H111ZM110 19V20H111ZM118 19V18H117ZM116 19V20H117ZM166 19V18H165ZM164 19V20H165ZM177 19V18H176ZM186 20L188 19V18H185ZM190 20H189V23H191V17L189 18ZM204 19V20H205ZM215 19V18H214ZM219 19H221V17L219 18ZM218 19V20H219ZM237 19V18H236ZM249 19H251V18H249ZM264 19V18H263ZM262 19V20H263ZM7 20V19H6ZM100 20V19H99ZM121 20V19H120ZM141 21H143L142 19H140ZM158 20V19H157ZM174 20V19H173ZM172 20V21H173ZM196 20H198V19H196ZM202 20H203V16H202ZM208 20H211V17H210V19H208ZM217 20V21H218ZM230 20H232V21H230ZM238 20H239V17H238ZM238 20H236V22L238 21ZM8 22H9V20H7ZM13 21V20H12ZM42 21V20H41ZM56 21V20H55ZM107 21V20H106ZM113 21V20H112ZM160 21H161V18H160ZM160 21H155L154 20V18L153 19H151V23L153 24H156V22H160ZM167 21H168V19H167ZM167 21H166V23H167ZM171 21V22H172ZM182 21H183V19H182ZM225 21V20H224ZM241 21H239V22H241ZM16 22V21H15ZM115 22V21H114ZM185 22V21H184ZM197 21H195V23H196ZM211 22H212V20H211ZM214 22V21H213ZM244 23L246 22L245 20L243 21ZM49 23V22H48ZM56 24L55 25H57L58 23L57 22H55ZM80 23H81V21H80ZM174 23V22H173ZM176 23V22H175ZM179 23H181L180 21H179ZM194 23V24H195ZM197 23H199V22H197ZM196 23V24H197ZM202 23H204V21L202 22ZM227 23H228V21H227ZM227 23H223L222 24V26H224L225 27V24H227ZM247 23V25H248V22H246ZM246 23H245V25L244 26H246ZM63 24V23H62ZM172 24V23H171ZM192 24V23H191ZM191 24H188L187 25V23L185 24V25H187L188 27H189V25H191ZM194 24H193V26H194ZM208 24V23H207ZM215 24L216 23H214V26H215ZM220 24V22L218 23V25ZM234 24V23H233ZM232 24V25H233ZM236 24V23H235ZM249 24H250V22H249ZM260 23H258V26H260L259 25ZM6 25V24H5ZM59 25H61V24H59ZM169 25V24H168ZM200 25V24H199ZM199 25L196 27V29H197V34H198V28H199ZM232 25H231V27H232ZM237 25H238V23H237ZM242 25H243V23H242ZM262 25L263 24H261V27H262ZM13 26H15L14 25V23H13ZM12 26V27H13ZM16 26H17V24H16ZM41 26H42V24H41ZM49 26V25H48ZM51 26V25H50ZM62 26V25H61ZM179 26V25H178ZM181 26H183V24L181 25ZM180 26V27H181ZM203 26H205V25H203ZM203 26H200L201 27V29H202V27ZM208 26H209V24L206 26L207 28H208ZM210 26H212V25H210ZM209 26V27H210ZM214 26H213V28H214ZM221 26V25H220ZM220 26H219V30H221L220 29ZM227 26H229V24L227 25ZM235 26V25H234ZM249 26V25H248ZM251 26H253V25H251ZM4 27V26H3ZM9 27V26H8ZM44 27V26H43ZM52 27H53V22H52ZM51 27V28H52ZM58 26H56V28H57ZM64 28H65V26H63ZM62 27V28H63ZM97 27H99L100 28V33H98V32H96L97 30H96V28ZM171 27V26H170ZM179 27V28H180ZM187 27V28H188ZM191 27V30L193 31L194 29H192L193 27L192 26H190ZM195 27V26H194ZM218 27V26H217ZM230 27V28H231ZM242 27L243 26H241V31H242ZM60 28V27H59ZM58 28V29H59ZM68 28H69V26H68ZM67 28V29H68ZM136 28V27H135ZM146 29V32H145V29ZM176 28V27H175ZM185 28V27H184ZM186 28V30H188ZM235 28H237V27H235ZM235 28H231L232 30L234 29L235 30ZM253 28V27H252ZM31 29V28H30ZM122 30V33H123V36H125V38L127 39L126 40V42H129V44H130V42L132 43L131 44V47H130V45H129V47L131 48V49H123V47L121 46V44H120V42L118 41V36H117V31L118 30ZM134 29V28H133ZM164 29H165V27H164ZM172 29V28H171ZM177 29V28H176ZM183 29V27L181 28V30ZM190 29V28H189ZM210 29V28H209ZM209 29H207V30H209ZM225 29L227 30V29H229L228 27H225ZM224 29V30H225ZM228 30V31H230L231 33H232V30ZM238 29V28H237ZM244 29V28H243ZM3 30H4V28H3ZM16 30H18V29H16ZM15 30V31H16ZM25 30V29H24ZM54 30V31H53ZM185 29H183V31H184ZM185 30V31H186ZM200 30V29H199ZM205 30V27H204V29H203V33L206 31H204ZM211 30L213 31L214 29H212L211 28ZM224 30H222V31H224ZM246 30V29H245ZM254 30V29H253ZM262 30H264V28L262 29ZM12 31V30H11ZM14 31V30H13ZM53 31V32H52ZM164 31V30H163ZM190 31V30H189ZM248 31H250V30H248ZM1 32H2V29H1ZM17 32V31H16ZM51 32L52 33H50V35L52 34V36H48L47 38H45L44 37V41L43 42H41L40 43V45L39 46H37V45H35V47H33L34 45H33V42H35L33 39H26V43H24V45L23 46H25L24 48H26V50L24 51V53H26V54H28L29 56H30V58L29 59H31V60H33L34 61V67L32 68V69H30V70H32V71H35V72H37L39 75H40V79H34V78H31V77H28L29 75H31V74H29V75H27V74H25L24 73V75H18L17 76V79L18 80H21L22 81V83H23V85L27 88V89H29V88H31L30 90H32V92H31V95L30 96H25V95H21V93L19 94V91L18 90H16V88L14 89V88H12V87H10V86H4V88L3 89H1L0 90V121L1 120H4L3 122H5V124H1V122H0V170L2 171V174H1V176H0V184H2L4 181L5 182H7V183H9L8 185H10L11 184V186H13V187H11V188H14L15 187V185L17 184L16 182H18V183H20L19 181H26V180H29L31 177H35L36 179H35V181H37L38 180V184H40V181L42 180V182H45V185H44V183H43V185H44V187L42 186V185H40V187H42V189L41 190H45V192H48L51 188L52 189H54V187L57 189V190H61V191H63L64 193H65V195L63 194V196H66V194H69V192L70 191H75L76 192V194H77V198H79V199H76V202H75V205L73 206V207H71V208H74V210H75V208H76V210H77V212H78V210L79 211H81L82 213H84L83 212V210H85V209H83V203H82V201H81V203H77V200H80V199H86V201H88V202H86V204H88V203H90V204H93L94 206H95V208H96V206L98 207L100 204H101V199H100V197L101 196H99V194H97V193H94L93 191V189H95V187L96 186H98L100 183L102 184V186L103 185H111L112 186V184H113V179H114V176H115V174H119V172H120V167L121 166H117V167H119L118 169H116V167H115V170H113L112 168H110V167H108L107 166V164H108V160H107V158H102L101 160H102V166L101 165H97V164H92L90 161L91 160H89V159H87V157L86 156H88V150H90V152H92V153H94V152H101V153H98V154H100V155H102V151H103V147H102V145L101 144H99L98 143V141H102V139L104 140V138H106L109 134L111 135H113L114 136V138L116 137V138H118L119 139V141H120V143L122 144L120 147H119V150H122V146H126V147H128V148H131L130 149V151L131 150H133V149H139L140 151H141V145H137L139 142H137L136 140H133V138L132 137H136L137 136V134H139V135H141L143 138H141V140H142V144H143V146L144 145H146V147L147 146H149V144L148 143H153V145L155 144V146L157 147V148H163V149H167L168 148V150L170 149V151L171 152H176V150H179V149H184V153L185 152H187L186 150H185V148H186V146L184 145L185 144V140H184V144H181V143H179V142H177V141H175L174 139H172L171 137L169 138V137H167L166 135H164V132L165 131H167L168 132V130H167V128L168 127H170L171 125H169L166 129H164V124L162 123V121L160 120V118H159V113H155V111L154 110H152V109H150L148 106H147V102H146V99H145V97H144V99L141 101V102H134V99H133V101H131L130 99H125L124 97V99H119V98H116V96L117 95H119V94H117V95H115V98L113 97V102H106L105 103V108H103V109H101V110H96V112H95V115H96V117L94 116V115H91V112L90 111H87L86 109V107H84V106H80V104L79 103H81V101L78 103L79 105L78 106H75L74 104H69L70 105V107H68V108H62V101H64V100H66V99H68L69 101L71 100V102H73L72 101V98H71V96L73 95V94H75L76 92H77V94H78V91H80V89H82L81 87L82 86H80V88L78 89V91L77 90H75V88H74V90H73V92L74 93H72V95L69 97H66L65 95L66 94H68V93H70V92H68V93H64L65 91H62V89H63V87L62 88H60V89H58V88H56V87H52L51 85H50V81H52V80H54V81H61V80H63L64 78H66V77H62V76H60V75H58V72H59V70H60V67H59V65L55 62V59H54V57H55V55L56 56H60L61 55V51H62V45H63V43H64V39H65V37H64V35L63 34H61L60 32H59V30H55V28H53V29H51ZM165 32V31H164ZM167 32H169V31H167ZM175 32V31H174ZM181 32V31H180ZM179 32V33H180ZM210 32V31H209ZM214 32V31H213ZM216 32V34H217V32H218V34H219V31H215ZM225 32V31H224ZM237 32V31H236ZM240 31L238 30V32L237 33H239ZM244 32V31H243ZM253 32V31H252ZM4 33V32H3ZM32 33V32H31ZM72 33V32H71ZM161 33V32H160ZM191 33V32H190ZM192 33H194V32H192ZM200 33H201V31H200ZM199 33V34H200ZM202 33V34H203ZM250 33V32H249ZM254 33V32H253ZM9 34V33H8ZM33 34V33H32ZM163 34V33H162ZM185 34H187V31H186V33ZM207 34V33H206ZM210 34H212V33H210ZM221 34V33H220ZM228 34V33H227ZM235 34V33H234ZM240 34V33H239ZM241 34H242V32H241ZM240 34V35H241ZM245 34H247V32H245ZM245 34L243 35H241L242 37L243 36H245ZM6 35V34H5ZM10 35V34H9ZM18 35H19V31H18ZM29 35V34H28ZM28 35H27V37H28ZM100 35H105V37L107 38V37H109L110 38V40L111 41H108V40H103V39H100ZM153 35V34H152ZM158 35V33L156 34V36ZM178 35V34H177ZM176 35V36H177ZM192 35V34H191ZM194 35V34H193ZM222 35V34H221ZM224 36H225V34H223ZM232 36H233V34H231ZM252 35V34H251ZM3 36V35H2ZM11 36V35H10ZM17 36V35H16ZM122 36V35H121ZM149 36V37H148ZM159 36V35H158ZM163 36V35H162ZM164 36H165V34H164ZM163 36V37H164ZM168 36V35H167ZM190 36V35H189ZM201 36V35H200ZM209 36V35H208ZM216 36V35H215ZM228 36V35H227ZM239 36V35H238ZM240 36V37H241ZM30 37V36H29ZM34 38H35V36H33ZM153 37V36H152ZM152 37H151V39H152ZM161 37V36H160ZM159 37V38H160ZM162 37V38H163ZM166 37V36H165ZM175 37V36H174ZM188 37V36H187ZM186 37V38H187ZM191 37V36H190ZM196 37V39H198L197 38V36H195ZM204 37H206L205 36V34H204ZM203 36H202V38H204ZM234 37H235V35H234ZM236 37H237V35H236ZM249 37V36H248ZM1 38V37H0ZM122 38H124V37H122ZM158 38V37H157ZM159 38H158V40H159ZM162 38H160V39H162ZM168 38V37H167ZM189 38V37H188ZM194 38V37H193ZM193 38H192V40H193ZM215 38V37H214ZM213 38V40H215ZM217 38H220V37H217ZM223 38V37H222ZM225 38H229V36L228 37H225ZM238 38L239 37H237V40H238ZM251 38H253V40H254V36H251L250 38H243V39H247V40H251ZM150 39V40H151ZM169 39V38H168ZM181 39V38H180ZM180 39L178 38V40L180 41ZM185 38H183V40H184ZM195 39V40H196ZM201 39V38H200ZM200 39H198V41L200 40ZM205 39V38H204ZM259 39V38H258ZM153 40H157L156 38L155 39H153ZM166 39H164V41H165ZM172 40V39H171ZM173 40H175V39H173ZM177 40V39H176ZM177 40V41H178ZM186 40V39H185ZM184 40V41H185ZM188 40V39H187ZM202 40V39H201ZM221 40H223V39H221ZM234 40V39H233ZM232 40V41H233ZM236 40V41H237ZM240 40V39H239ZM246 40V41H247ZM250 40H249V42H250ZM257 40V39H256ZM256 40H254V42H257ZM261 40V39H260ZM2 41V40H1ZM22 41V40H21ZM25 41V40H24ZM161 41V40H160ZM164 41H161V43L162 42H164ZM207 41H209V40H207ZM211 42H213L212 40H210ZM219 41V40H218ZM218 41H217V43H218ZM227 41V40H226ZM230 41V40H229ZM235 41V42H236ZM7 42V41H6ZM23 42V41H22ZM150 42V41H149ZM158 41H156V43H157ZM173 42V41H172ZM171 42V43H172ZM176 42V41H175ZM196 42V41H195ZM202 42V41H201ZM215 42V41H214ZM225 42V41H224ZM228 42V41H227ZM238 42V41H237ZM245 42V41H244ZM244 42H243V44H244ZM248 42V43H249ZM9 43V42H8ZM14 43V42H13ZM153 43H155V42H153ZM161 43H159V44H161ZM192 43H193V41H192ZM226 43V42H225ZM234 43V42H233ZM232 43V44H233ZM21 44H23V43H21ZM158 44V43H157ZM181 44V43H180ZM196 44V43H195ZM197 44H198V42H197ZM196 44V45H197ZM200 44V43H199ZM202 44V43H201ZM208 44V43H207ZM209 44H210V42H209ZM209 44H208V46H209ZM213 44V43H212ZM211 44V45H212ZM237 44V43H236ZM250 44H251V42H250ZM253 44H255V43H252V45ZM4 45H5V43H4ZM6 45H8V44H6ZM28 45V46H27ZM148 45V44H147ZM176 45V44H175ZM181 45H184V44H181ZM191 45V44H190ZM196 45H194V43H193V49L195 48L194 46H196ZM202 45H204V44H202ZM201 45V46H202ZM217 45V44H216ZM225 44H223V46H224ZM227 45V44H226ZM239 46H240V44H238ZM245 45V44H244ZM258 45V44H257ZM19 46V45H18ZM124 46V45H123ZM167 46V45H166ZM189 46V45H188ZM206 46V45H205ZM215 46V45H214ZM218 46V45H217ZM216 46V47H217ZM228 46V45H227ZM239 46H237L238 48H239ZM254 46H256V44L255 45H253V48H254ZM4 46H2V48H3ZM8 47H10V46H8ZM22 47V46H21ZM182 47V46H181ZM185 47V46H184ZM190 47V46H189ZM210 47H212V46H210ZM219 47V46H218ZM246 47V46H245ZM251 47V46H250ZM1 48V49H2ZM5 48V47H4ZM15 48V47H14ZM109 48V49H108ZM173 48V47H172ZM183 48V47H182ZM192 48V47H191ZM202 48H205L207 51H208V49L206 48V47H200V49H197V48H195V49H197V51L198 50H201ZM227 48V47H226ZM226 48H224L223 47V49H221V46H220V48L219 49H221V50H223L222 52H223V54L227 51H225L224 52V49H226ZM241 48H243V46L241 45ZM241 48H239V49H241ZM258 48V47H257ZM256 48V49H257ZM261 48H263V47H261ZM22 49V48H21ZM106 49H108L111 53H108L109 51L108 50H106ZM119 49V50H118ZM188 49V48H187ZM192 49V50H193ZM218 49V48H217ZM219 49L217 50V52L219 51ZM228 49V51H229V49H230V47H228L227 48ZM237 49V48H236ZM239 49H237V52L238 51H241V50H239ZM244 49V48H243ZM242 49V50H243ZM250 49H252V48H250ZM3 50V49H2ZM7 50V49H6ZM104 50H106L107 51V53H105L104 52ZM137 50V51H136ZM144 50V49H143ZM147 50V49H146ZM152 50V49H151ZM151 50H150V52H151ZM161 50V49H160ZM165 50V49H164ZM170 50V49H169ZM174 50H175V48H174ZM179 50V49H178ZM205 50V51H206ZM254 50H255V48L253 49V52H254ZM22 51V52H23ZM115 51V50H114ZM116 51H115V53H116ZM145 51V50H144ZM161 51H163V50H161ZM171 51V50H170ZM194 51V50H193ZM204 51V52H205ZM206 51V52H207ZM250 50L248 49V53H251V52H249ZM252 51V50H251ZM260 50H258V51H256V52H259ZM262 51V50H261ZM9 52H10V48H9ZM12 52V51H11ZM21 52V53H22ZM148 52L149 51H147V53H145L146 55H148ZM152 52H153V50H152ZM173 52V51H172ZM202 52V51H201ZM204 52H202V53H204ZM205 52V53H206ZM211 52L212 53H214L215 51H213V50H211ZM216 52V53H217ZM232 52V51H231ZM247 52H243L242 53V55H244V53L245 54H248ZM1 53H2V51H1ZM4 53H6V52H4ZM114 53V52H113ZM114 53V54H115ZM143 53V52H142ZM155 53V52H154ZM166 53V52H165ZM180 53V52H179ZM195 54L194 55H196V50H195V52H194ZM208 53H210V52H208ZM215 53V54H216ZM229 52H227L226 54H228ZM255 53V52H254ZM259 53H261V52H259ZM259 53H257L258 54V56H259ZM19 54V53H18ZM17 54V55H18ZM23 54V53H22ZM78 54V53H77ZM123 54V56H125L126 57V55H124V52H121V55ZM134 54V53H133ZM150 55H151V53H149ZM153 54V53H152ZM168 54V53H167ZM166 54V55H167ZM191 54V53H190ZM192 54H193V52H192ZM192 54H191V56H192ZM200 52L198 53V57H200ZM207 54V53H206ZM206 54H205V56H203V58L204 57H206ZM215 54H212L211 56H213V55H215ZM218 54V53H217ZM221 54V53H220ZM226 54H224V55H226ZM231 55H233L232 53H230ZM262 54V53H261ZM4 55V54H3ZM2 55V56H3ZM7 56H8V53L6 54ZM6 55H4V56H6ZM16 55V54H15ZM28 55H27V57H28ZM103 55V56H102ZM119 55H120V53H119ZM128 55V54H127ZM140 55H144V54H140ZM149 55V56H150ZM155 55H156V53H155ZM159 55H161V54H159ZM162 55H164V54H162ZM165 55V56H166ZM172 55V54H171ZM170 55V53L167 55V56H171ZM178 55V54H177ZM180 55V54H179ZM208 55V54H207ZM239 55H241V54H239ZM238 55V57L240 58V56ZM263 55H264V53H263ZM263 55H262V57H263ZM25 56V55H24ZM101 56H102V58H101ZM111 56V55H110ZM112 56H113V54H112ZM111 56V57H112ZM134 56V55H133ZM131 57V59L133 58L134 59V57ZM149 56H145V57H149ZM152 56V55H151ZM150 56V57H151ZM164 56V57H165ZM185 56H189V54H186ZM185 56H179V57H181V58H183V57H185ZM197 56V55H196ZM216 57H217V55H215ZM215 56H213L214 58H216ZM223 56V55H222ZM234 56V55H233ZM232 56V57H233ZM23 57V56H22ZM118 57V56H117ZM124 57V58H125ZM140 57V56H139ZM149 57V58H150ZM158 57H162L163 58V56H158ZM157 57V58H158ZM172 57V56H171ZM171 57H169V58H171ZM174 57V56H173ZM190 57V56H189ZM208 57V56H207ZM219 57H221V55L219 56ZM219 57H217V58H219ZM231 57V56H230ZM235 57V56H234ZM237 57V58H238ZM245 57H247L246 55H245ZM245 57H243V58H245ZM252 57H256V54L254 55V56H252ZM16 58H17V56H16ZM42 59L43 58V60L45 59L47 62H48V67H47V69L46 70H44L42 67H40L37 63H38V60L39 59ZM107 58V57H106ZM113 58V57H112ZM116 58V57H115ZM122 58V57H121ZM120 58V59H121ZM127 58H129V57H127ZM167 58V57H166ZM166 58H164V59H166ZM191 58V57H190ZM211 58V57H210ZM209 57H208V59H210ZM223 59H225V57H222ZM221 58V59H222ZM228 58H229V56H228ZM236 58V57H235ZM234 58V59H235ZM236 58V59H237ZM239 58H238V60H239ZM242 58V57H241ZM242 58V59H243ZM251 58V57H250ZM40 59V60H41ZM72 58H70V60H71ZM103 59V60H102ZM135 59H138L139 60V58H135ZM142 59H144V57L142 58L141 57V59L140 60H142ZM152 59V58H151ZM158 59H161V58H158ZM183 59H186L187 60V57L186 58H183ZM183 59H180L179 58V60H183ZM197 59H202L201 57L200 58H197ZM221 59H219L220 60V63H222V60ZM227 59V58H226ZM246 60L248 59V57L247 58H245ZM256 59V58H255ZM258 59V58H257ZM260 59V58H259ZM264 59V58H263ZM1 60V59H0ZM5 60V59H4ZM26 60V59H25ZM73 60V59H72ZM72 61V63L73 62H75V61ZM102 60V61H101ZM109 60H111V58L110 59H108V61ZM137 60V62H141V61H138ZM147 60H149L148 58H147ZM146 59L145 60H143V61H146V62H150V61H147ZM171 60H172V58H171ZM176 60V59H175ZM179 60H177V62L179 63ZM189 60H191V59H189ZM205 60H206V58H205ZM217 60V59H216ZM218 60V61H219ZM237 60V61H238ZM244 60V59H243ZM242 60V61H243ZM249 60V59H248ZM107 61V60H106ZM114 60L112 59L111 60V62H113ZM124 61V60H123ZM132 61V60H131ZM134 61H136V60H134ZM152 61V60H151ZM160 61V60H159ZM162 61V60H161ZM192 61H193V59H192ZM192 61H191V63H192ZM206 61H208V60H206ZM212 62L214 61L215 62V60H211ZM225 61V60H224ZM223 61V62H224ZM228 61V60H227ZM236 61V62H237ZM253 61V60H252ZM256 61H258V60H256ZM260 61V60H259ZM7 62V61H6ZM35 62H37V63H35ZM67 63L68 62V60L66 61H62L60 64H64V63ZM105 62V63H104ZM122 62V61H121ZM125 62H127V61H125ZM129 62V61H128ZM158 62V61H157ZM195 62V61H194ZM228 62H233V65H234V61H232V59H230ZM238 62H241V61H238ZM247 62H249V61H247ZM28 63H30V62H28ZM33 63V62H32ZM68 63H70V62H68ZM108 63V62H107ZM115 63V61L113 62V64ZM116 63H117V61H116ZM155 63H156V61H155ZM159 63V62H158ZM163 63H164V61H163ZM166 63V66L165 67H167V63H168V61H166L165 62ZM181 63H182V61L178 64L179 66L181 65ZM188 63V62H187ZM189 63H190V61H189ZM190 63V64H191ZM196 63V62H195ZM207 63V62H206ZM206 63H204V64H206ZM210 63V62H209ZM220 63L218 64L219 66H220ZM226 63V62H225ZM225 63H223V64H225ZM243 63V62H242ZM245 63V62H244ZM259 63H261V65H262V58H261V62H259ZM258 63V64H259ZM20 64V63H19ZM31 64V63H30ZM74 64V63H73ZM82 64V65H81ZM120 63L118 62L117 63V67L116 68H119L120 69V67L119 66H121L122 64H124V62H122L121 63V65H119ZM129 64V63H128ZM141 64H143V63H141ZM140 64V65H141ZM152 64V63H151ZM154 64V63H153ZM183 64L185 65L186 63L185 62H183ZM197 64H199V63H197ZM216 64V65H217ZM222 64V65H223ZM239 64V63H238ZM241 64V63H240ZM248 64V63H247ZM252 64H254V66H255V62L253 63L252 62ZM251 64V65H252ZM257 64V63H256ZM263 64H264V62H263ZM66 65V64H65ZM68 65V64H67ZM66 65V66H67ZM70 65V67H73V66H71L72 64H69ZM77 65H78V63H77ZM107 65V64H106ZM105 65V66H106ZM110 65V64H109ZM109 65H107L108 67H109ZM114 65H116V64H114ZM114 65H112V63H111V68L112 67H114ZM126 65V64H125ZM130 65V64H129ZM131 65H132V63H131ZM146 65V64H145ZM144 64H143V66H145ZM160 66L162 65L163 66V64H159ZM158 65V66H159ZM171 65V64H170ZM170 65H169V67H170ZM184 65H182L183 66V69H184ZM209 65V64H208ZM207 65V66H208ZM213 65V64H212ZM226 65H228V64H225V66ZM230 65V64H229ZM235 65H236V63H235ZM245 65V64H244ZM243 65V66H244ZM0 66H1V64H0ZM64 66V65H63ZM62 66V67H63ZM102 66V67H103ZM123 66V65H122ZM128 66V65H127ZM143 66H141V68H144V70L142 71L143 73L145 72V67H143ZM149 66H153V65H149ZM159 66V67H160ZM172 67H174L173 66V64L171 65ZM178 66V67H179ZM187 65H185V69L184 70H187L186 67ZM192 66H193V64H192ZM209 66H211V65H209ZM214 66V65H213ZM213 66L211 67L213 70H214V72H215V69L213 68ZM224 66V65H223ZM225 66H224V68H225ZM246 66V65H245ZM244 66V67H245ZM248 66H250V65H248ZM11 67V66H10ZM29 67H31L30 65H29ZM70 67H69V69H70ZM75 67V66H74ZM76 67H78V66H76ZM75 67V68H76ZM107 67V68H108ZM126 66H124V68H125ZM135 67V66H134ZM138 67V66H137ZM140 67V66H139ZM168 67V68H169ZM171 67V68H172ZM175 67H177V66H175ZM181 67V66H180ZM179 67V68H180ZM189 67V66H188ZM196 67V66H195ZM199 67V66H198ZM215 67V66H214ZM217 67V66H216ZM231 67H232V65H231ZM235 67V66H234ZM238 67V66H237ZM244 67H241V68H243V69H245ZM261 66H259V68H260ZM8 68H9V66H8ZM111 68H109L110 70H111ZM123 68V67H122ZM128 68H130V69H132L130 66H128ZM147 68V67H146ZM154 68L156 69V67H155V65H154ZM168 68H167V70H168ZM170 68V69H171ZM200 68V67H199ZM198 68V70H200ZM204 67H202V69H203ZM233 68V67H232ZM231 68V69H232ZM252 68V70H253V66L251 67ZM256 68H257V66H256ZM258 68V69H259ZM2 69V68H1ZM27 69V68H26ZM29 69H27L29 72H30V70ZM73 70H74V68H72ZM96 69V68H95ZM95 69H93L92 70V72L93 71H96ZM101 69V68H100ZM108 69V70H109ZM115 68H113L112 70H114ZM118 69V70H119ZM126 69V68H125ZM130 69H128V70H130ZM152 69V68H151ZM154 69V70H155ZM160 69H163V68H160ZM159 68H158V70H160ZM176 69V68H175ZM182 69V68H181ZM182 69V70H183ZM195 69V68H194ZM202 69H201V71H202ZM205 69H208V67H205ZM230 69V68H229ZM231 69H230V74H231ZM240 69V68H239ZM250 69V68H249ZM255 69V68H254ZM258 69H257V71H255V73L256 72H258ZM261 69V68H260ZM259 69V70H260ZM263 69V72H264V68H262ZM21 70V69H20ZM72 70V71H73ZM79 69H76V71H78ZM117 70V71H118ZM141 70L142 69H139V72H141ZM150 70V69H149ZM153 70V69H152ZM153 70V71H154ZM164 70V69H163ZM166 70V69H165ZM182 70L180 71V72H182ZM204 70V69H203ZM213 70L212 71H207V70H204V72H205V76H207V78L209 77L210 78V76H212V75H210V72H213ZM223 70V69H222ZM227 70H228V68H227ZM234 70H235V68H234ZM237 70V69H236ZM247 70H248V68H247ZM80 70H79V72H81ZM137 71V70H136ZM148 71V70H147ZM153 71H152V73H153ZM156 71V70H155ZM155 71H154V73H153V76H152V79H154L156 76H158L160 73H158V75L157 74H155ZM173 71V70H172ZM175 71V70H174ZM173 71V72H174ZM176 71H178V70H176ZM175 71V72H176ZM224 71V70H223ZM243 70H241V72H242ZM3 72V71H2ZM2 72L0 71V73L2 74ZM14 72H15V70H14ZM23 72V71H22ZM67 72H71V70H68ZM66 72V73H67ZM87 72V71H86ZM89 72V71H88ZM87 72V73H88ZM111 72H115V71H111ZM119 72H120V74H119ZM118 73L116 72V74L118 75L119 74V76H122L121 75V71H119ZM161 72V71H160ZM169 72V71H168ZM167 71H166V73H168ZM190 72H191V70H190ZM194 72V71H193ZM216 75L218 74V72H219V70H218V68L216 69ZM225 72V71H224ZM223 72V73H224ZM233 72V71H232ZM235 72V71H234ZM240 72V70H238V72L237 73H239ZM244 72H245V70H244ZM247 72V71H246ZM249 72H250V70H249ZM260 72H262V71H260ZM32 73V72H31ZM74 72H72V73H70V74H73ZM82 74V76L84 77V76H86V74L85 73H83V72H81ZM95 73V72H94ZM97 73V72H96ZM100 73V72H99ZM104 73H105V71H104ZM129 73V72H128ZM135 73V72H134ZM146 73H148V72H146ZM157 73V72H156ZM171 73V72H170ZM169 73V75H171V74H173V73H171L170 74ZM178 73V72H177ZM184 72H182L181 73V75L183 74ZM198 73V72H197ZM197 73L195 72V74H194V77H192L191 79H192V83H190L189 84V82H188V84H187V82H185L187 85H185L184 87H182V89L181 88H178V87H174V83L173 82H177V80L176 81H173V82H171V85H172V83H173V86H172V92H173V95H172V97L170 98V97H168L166 94H169V93H166L165 95H163L162 93H160L161 94V96H163V98H164V100H165V105H163V106H159V105H157V110L158 111H162V113H163V115L165 116L164 118H165V120L167 121V122H169V123H173V120H176V119H178L179 117H181V116H179V114H178V116L177 117H175V116H171V111L173 110V107H174V109L175 110H181V111H183V113H185L187 116L185 117L184 115V117L186 118V119H184V120H182V122L185 124V125H187L188 127H190V129H189V131H190V133L191 134H187L185 137H187L188 138V140L189 139H193L196 135H198L199 134V129H195V127L194 126H192L193 125V120L191 119L192 117H191V114L195 111V110H200V109H206V111L207 110H210L209 111V113H210V115L211 114H214L215 112H216V110H218V112H219V114L217 115V114H214L213 115V121H212V123H211V125L208 127V129H204V128H200V131H201V133H202V131H204V135H206L207 136V139H208V137H212L213 136V138H214V136L215 135H222V137H231V131H229L230 130V128H229V130L226 128V129H224L223 128V126H222V124H224V123H227L228 121H231L230 119H231V116L232 117H234V119H236V118H238V119H243V121H244V123H245V121H246V123H247V125H244V123H243V125H242V129L245 131L244 133H242L243 131H242V129L240 130V126L241 125H239V127L237 128V129H239L240 131H241V133H237L236 134V138H235V135H234V141H235V139H237V141H238V139L240 140V138H242L241 139V149H242V151L240 150H238V149H233V155H232V153H231V156L230 155H225L226 157H228L227 159H230V160H232V161H234V165H233V163H232V167H233V169H232V167H231V163H230V167L228 166V162H223L224 161V159L226 158H222L223 159V161H221L220 160V162H215V160H214V162L213 161H209V160H207V161H209V163L207 164V161L206 160H204L205 158L203 157L204 156V154H203V156H200L199 158L197 157L196 159V164L192 167L193 168V170H195V167L197 166V167H199V165H201V163L203 164V162L204 161H206V162H204V165L207 167V168H210V170L212 171H210V174L211 173H219L220 175H219V178H221V180H223V178H225V180L226 179H228L227 180V182L224 180V182H225V184H223V187H222V190L220 191V194H218V196L219 197H221V198H224V197H226V196H230L231 194H235L236 195V192L239 190H241L243 187H244V181H246V179L249 181V182H252V186L249 188V187H247L250 191L248 192L247 190V193L245 192V190H244V188H243V190H244V192H243V194L245 195V194H248L249 193V195H255L254 196V202H252L254 205L255 204H257V201L259 200V203L260 202H262V205L264 204V200H263V198L262 199H258V197L260 196L259 194H262V193H264L262 190V188H264V185H262V187H261V189H258V184H260V183H257V184H255V179H251V176L250 175H252V174H250L249 175V173H248V175L245 173V175H241V173H240V170L239 169H237L238 167H240V166H237L239 163H241V165L243 164V163H245V162H248V163H252L253 165H255L253 168L255 169V171L256 172H254V173H257V177H259V175L260 176H264V127L262 126V128L260 127V128H258V126H259V124L261 123V122H263L262 124H264V82L263 81H261V80H259L261 77H259L258 75H260L259 73L258 74H255V75H253L252 73H250V74H252V75H250L249 73V75H247L246 74V76H249V78L251 77L252 78V81H248V82H245V80H243V78L239 81L238 80V83L236 82V87H235V84L233 85L236 89H234L233 87V89L234 90H236V91H234V90H232V91H234L235 93H236V96L233 94V97L235 96L236 98H237V96L238 97H240V98H242V102H240V101H238L242 106V109L241 108H239V107H237L236 105V107L237 108H239L237 111L239 112V113H235L234 112V114H231V111L232 110H230L229 112L227 111L228 110V106H227V104H225V106L224 107H221V105H220V103L223 101L222 100V97H223V95H221V94H217L216 93V95H214L213 94V92H212V88H213V86H211L212 88H210V85H212V84H209L210 83V80L207 82V84H209V86L207 87V84H204L203 83V85H205V86H203L202 84H201V82L202 81H200L201 79H196L197 78ZM201 73V72H200ZM220 73H222V71L220 72ZM226 73H227V71H226ZM236 73V74H237ZM35 74V73H34ZM68 74V73H67ZM76 74H78V72L76 73ZM85 74V75H84ZM90 74V73H89ZM89 74L87 75V76H89ZM101 74V76H103L102 75V72L100 73ZM114 74V73H113ZM139 74H141L142 75V73H139ZM161 74L162 75H164L163 74V72H161ZM160 74V75H161ZM174 74H176V73H174ZM187 74V73H186ZM189 75H191V73H188ZM188 74H187V76H188ZM215 74V73H214ZM228 74V73H227ZM226 74V75H227ZM229 74V75H230ZM241 74H243V72L241 73ZM33 75V74H32ZM74 75V74H73ZM80 74H78V76H79ZM92 75V74H91ZM96 75V74H95ZM94 75V76H95ZM107 75H111L109 72L107 73ZM126 75V77L129 75V74H125ZM147 75V74H146ZM146 75H142V77H144V76H146ZM154 75H156V76H154ZM159 75V76H160ZM168 75V74H167ZM220 75V74H219ZM224 75V74H223ZM226 75H224V78H225V76ZM233 75H234V73H233ZM239 75V74H238ZM3 76V75H2ZM65 76V75H64ZM67 76V75H66ZM70 75L68 74V76L67 77H69ZM76 76V75H75ZM77 76V77H78ZM93 76V77H94ZM106 76V75H105ZM119 76H117L118 78H119ZM132 76H133V74H132ZM137 76V74H135V77ZM151 76H150V78H151ZM158 76V78L160 79V77ZM179 76V75H178ZM177 76V74H176V76L174 75V78L176 77H178ZM184 76V75H183ZM186 76V77H187ZM235 76V75H234ZM234 76H232V77H234ZM242 76H245V73H244V75H242ZM261 76H263V75H261ZM4 77V76H3ZM2 77V78H3ZM6 77V76H5ZM4 77V78H5ZM70 77H72V75L70 76ZM77 77H75V79H77ZM82 77V78H83ZM97 77V76H96ZM114 77V76H113ZM115 77H116V75H115ZM126 77H122V78H126ZM129 77V76H128ZM142 77H140V80H142V82H143V80L144 79H141ZM149 77V76H148ZM165 77V76H164ZM167 77V76H166ZM165 77V78H166ZM185 77V78H186ZM216 77V76H215ZM1 78V77H0ZM15 78H16V75H15ZM72 78H74V77H72ZM68 79V80H73V79ZM78 78H80V77H78ZM82 78H80L79 80V82H80V85H81V81H83L82 80ZM85 78V77H84ZM88 78V77H87ZM90 78H92V77H90ZM95 78V77H94ZM104 78H106V77H104ZM110 77H107L106 79H105V81H109L110 79H109ZM122 78H120V79H122ZM137 78V77H136ZM146 78V77H145ZM149 78V79H150ZM158 78H157V80H158ZM168 78V77H167ZM166 78V79H167ZM170 78H172V75H171V77ZM170 78H169V80H170ZM188 78H190L189 76H188ZM188 78L187 79H185V80H188ZM206 78V79H207ZM217 78H218V76H217ZM220 78V77H219ZM219 78H218V80H219ZM223 78V77H222ZM238 78H239V76H238ZM259 78V79H258ZM28 79H29V81H28ZM89 79V78H88ZM107 79H109V80H107ZM114 79H117V78H114ZM114 79H113V81H114ZM130 81L133 79V77H132V79H131V75H130ZM128 79V80H129ZM148 78H146L145 80H147ZM147 80V84H148V88H149V90H151L152 88H155L154 87V83H153V81H151L152 79H150V80ZM162 79V78H161ZM160 79V80H161ZM182 79V81H183V78H180V80ZM211 79V78H210ZM244 79H245V77H244ZM262 79H263V77H262ZM0 80H2V79H0ZM86 80V79H85ZM84 80V81H85ZM92 80H93V78H92ZM95 80V79H94ZM93 80V81H94ZM112 80V79H111ZM123 80V79H122ZM122 80L120 81V82H122ZM127 80V79H126ZM127 80V81H128ZM138 80H139V78H138ZM156 80V81H157ZM165 80V79H164ZM169 80H166V82H169ZM173 80V79H172ZM184 80V81H185ZM212 80V79H211ZM214 81H215V79H213ZM217 80V81H218ZM225 79H223L221 82H224V84H225V81H224ZM228 80H233V78H231V79H228ZM227 80V81H228ZM236 80H237V78H236ZM235 80V81H236ZM248 80V79H247ZM4 81V80H3ZM5 81H6V79H5ZM16 81V80H15ZM76 81V80H75ZM88 81V80H87ZM104 81V82H105ZM112 81V82H113ZM119 81V80H118ZM129 81V82H130ZM149 81V82H148ZM163 81V80H162ZM162 81H158V83H160V84H162L161 82ZM171 81V80H170ZM179 81V80H178ZM182 81H180V82H182ZM191 81V80H190ZM234 80H233V83L235 82ZM92 82V81H91ZM91 82H89V83H91ZM97 82H98V80H97ZM101 82H103V81H101ZM123 82H125V79L123 80ZM122 82V83H123ZM129 82H128V84H129ZM132 82H133V80L130 82V84H132ZM135 82H136V80H135ZM134 82V83H135ZM137 82H141V81H137ZM165 82V81H164ZM180 82H178V84H180ZM204 82H206V81H204ZM71 83H73L74 84V81H72ZM70 83V84H71ZM86 83V82H85ZM94 84H98L99 85V83H95V81L93 82ZM110 83V82H109ZM114 83H115V85H117V83L114 81ZM119 83V82H118ZM126 83V82H125ZM144 83V82H143ZM156 83V82H155ZM157 83V84H158ZM219 83H220V80H219ZM218 83V84H219ZM230 82H228V85L227 86H229V85H231V83L229 84ZM70 84H69V86H70ZM76 84H78V80H77V82H76ZM93 84V85H94ZM104 84V83H103ZM103 84L101 83L100 85H102L103 86ZM110 84H113V83H110ZM109 84V85H110ZM136 84V83H135ZM164 84V83H163ZM162 84V85H163ZM168 84V83H167ZM221 84V83H220ZM1 85V84H0ZM3 85V84H2ZM72 85V84H71ZM89 85H91V84H89ZM92 85V86H93ZM95 85V86H96ZM105 85V84H104ZM114 85V86H115ZM119 86L120 85H122L121 83L120 84H118ZM117 85V86H118ZM123 85H125V84H123ZM133 85V84H132ZM131 85V86H132ZM161 85V87H164V85L162 86ZM169 85H170V82H169ZM170 85V86H171ZM180 85H184V84H180ZM179 85V86H180ZM74 86V85H73ZM107 86H108V82H107ZM114 86H112V88L114 87ZM169 86V87H170ZM178 86V85H177ZM217 86V88L219 87L218 85H216ZM221 86V85H220ZM2 87V86H1ZM42 87H48V90H49V88H51L52 87V91H47V89H44V88H42ZM76 87V86H75ZM91 87V86H90ZM100 87V86H99ZM103 87H106V85L105 86H103ZM111 86H109L108 88H110ZM128 87V86H127ZM134 87V86H133ZM147 87V86H146ZM160 87V86H159ZM168 87V88H169ZM215 87V86H214ZM224 87H225V85H224ZM229 87H231V86H229ZM98 88V87H97ZM108 88L106 87V90H108ZM112 88H110V89H112ZM114 88H116V87H114ZM113 88V89H114ZM123 88L124 87H122V90H123ZM135 88V87H134ZM167 88V92H168V89ZM184 88V89H183ZM186 88V89H185ZM220 88H222V87H220ZM226 88H228V87H226ZM232 88H230V89H232ZM66 89V88H65ZM64 89V90H65ZM85 89V88H84ZM92 89H94L93 87H92ZM118 89H119V87H118ZM118 89L116 88V89H114L113 91H115L116 93H117V91H118ZM125 89H126V87H125ZM125 89H124V91H125ZM140 89H141V87H140ZM140 89H138V91L140 92ZM156 89V90H155ZM154 89V91H156L157 92V94H158V92L159 91H161V90H159V88L157 89V88H155ZM165 89H166V86H165ZM165 89H163L162 88V90H165ZM214 89V88H213ZM68 90V89H67ZM88 90H89V88H88ZM87 90V91H88ZM96 90V89H95ZM94 90V91H95ZM98 90V89H97ZM96 90V91H97ZM105 90V89H104ZM105 90V91H106ZM128 90H131V92L130 91H128ZM128 90H126V91H128V92H130V95H129V93L127 94L129 97H131V96H133V97H137L138 96V93H137V95H135L136 94V92H135V90L133 89V88H130V89H128ZM157 90H159V91H157ZM224 90V89H223ZM226 90V89H225ZM229 90V89H228ZM227 90V91H228ZM25 91V90H24ZM62 91V92H61ZM82 91V90H81ZM85 91V90H84ZM92 91V90H91ZM94 91H93V93H94ZM109 92H110V90H108ZM107 91V92H108ZM112 91V90H111ZM111 92V96H113V94L115 93V92ZM146 91H148V90H146ZM154 91H153V93H154ZM166 91V90H165ZM170 91V90H169ZM67 92V91H66ZM148 92H150V91H148ZM155 92V93H156ZM164 92V91H163ZM223 92V91H222ZM226 92V91H225ZM229 92V91H228ZM82 93V92H81ZM84 93V92H83ZM83 93H82V95H83ZM92 92H91V94H93ZM127 93V92H126ZM151 93V92H150ZM171 93V92H170ZM227 93V92H226ZM230 93V92H229ZM77 94H75L74 95V97L77 95ZM90 94V93H89ZM96 94V93H95ZM95 94H93L94 96H95ZM123 94H124V92H123ZM140 94V93H139ZM146 94V93H145ZM152 94V93H151ZM160 94H158V97H159V95ZM228 94V93H227ZM227 94L225 95V97L224 98H226V96H227ZM232 94H231V96H232ZM69 95V94H68ZM79 95V94H78ZM81 95V96H82ZM85 95H87V94H85ZM142 95V94H141ZM140 95V96H141ZM152 95H154V94H152ZM208 95H210V99H212L211 101H213L214 102V106H210V105H208L209 103H208V101H207V96ZM218 95V99L216 100V97L215 96H217ZM229 95V94H228ZM84 96V95H83ZM82 96V98L84 99V97ZM90 96V95H89ZM98 96V95H97ZM101 96V95H100ZM140 96H138V97H140ZM18 97H22V99L24 100V102H25V105H26V107H25V109H22V110H20V109H18L17 107H16V100H17V98ZM44 98V99H46L49 103H50V105H51V110H52V112L50 113V114H44V113H42V112H40V110H39V102H40V100H41V98ZM73 97V98H74ZM77 97V96H76ZM90 97H92V96H90ZM103 97V96H102ZM143 97V96H142ZM230 97V96H229ZM229 97H227V98H229ZM62 100H61V99ZM81 98V99H82ZM93 98H96V96L95 97H92V99ZM100 98V97H99ZM105 98V97H104ZM103 98V99H104ZM112 98V97H111ZM132 98V97H131ZM153 98V97H152ZM160 98H162V97H160ZM87 99V98H86ZM140 99V98H139ZM230 99V98H229ZM45 100V101H46ZM88 101H89V97H88V99H87ZM87 100L85 101V102H87ZM95 99H93V101H94ZM109 100V99H108ZM138 100V99H137ZM197 100H200V107H198L199 105H196V101ZM231 100H232V98H231ZM236 100V99H235ZM234 100V101H235ZM240 100V99H239ZM155 101H156V99H155ZM90 102V101H89ZM230 102V101H229ZM237 102V101H236ZM235 102V103H236ZM73 103H77L76 101H74ZM92 103V102H91ZM228 103V102H227ZM232 103V102H231ZM83 104V103H82ZM85 104V103H84ZM213 104V103H212ZM233 105H234V103H233ZM85 106H87V105H85ZM91 106V105H90ZM93 106V105H92ZM223 106V105H222ZM240 106V105H239ZM88 107V106H87ZM156 107V106H155ZM221 107V108H220ZM234 107V106H233ZM236 107H235V109H236ZM86 108V109H85ZM229 108H230V106H229ZM235 109H234V111H235ZM73 110H76L75 112L73 111ZM93 110V109H92ZM203 110H201V111H203ZM89 112L88 114H90V117L92 118V116H94L95 118H98V122L100 121V120H104V122H106V123H108L107 125H109V127H111L112 128V130H109V131H111V132H109V134L107 135V136H105V135H102V132H101V129L100 128H102V126H104V125H102L100 128L99 127H97V128H99V129H92V131L93 132H89V135L85 138H81V141H82V146H80V147H77V148H74V145H73V142L77 139L78 140V137H79V135L80 134H82V130L80 131V126H78L77 128H79V133L77 134L76 132H75V135H70L69 134V132H68V127H66L67 125H70V124H74L75 125V123H79V121L81 120V119H83V116L85 115V116H87V112ZM123 111H124V113H123ZM213 111H215L214 113H213ZM86 112V113H85ZM205 111H203V113H204ZM246 112H249L250 114H251V117H250V119L247 117V119L246 118H244V117H246V115H248V114H246ZM161 113V112H160ZM175 113V111L173 112V114ZM178 113H180V112H178ZM182 113V112H181ZM245 115H243V114ZM238 114V115H237ZM249 114V115H250ZM162 115V114H161ZM181 115V114H180ZM230 116V117H229ZM244 116V117H243ZM89 117V118H90ZM229 117V118H228ZM236 117V118H235ZM183 118V117H182ZM182 118H179V119H182ZM202 118V117H201ZM84 119H86V118H84ZM87 120V119H86ZM86 120H84L85 122H86ZM92 120H94L93 118H92ZM97 120V119H96ZM263 120V121H262ZM77 121V122H76ZM83 120H82V122L83 123H85ZM179 121V120H178ZM203 121V120H202ZM234 121V120H233ZM239 120H237V122H238ZM241 121V120H240ZM249 121H251V123L252 124H258V126L257 127H255L254 125L253 126H251L252 124L251 123H249L248 124V122ZM261 121V122H260ZM2 122V123H3ZM97 122V121H96ZM103 122V121H102ZM167 122H166V124H167ZM180 122V121H179ZM181 122V123H182ZM204 122V121H203ZM237 122H235L236 124H237ZM259 122V123H258ZM82 123V124H83ZM235 123H234V126L231 124V122H230V124H231V126H233V128L236 126L235 125ZM242 123V122H241ZM99 124H101V123H99ZM99 124H97V125H99ZM85 125V124H84ZM106 125V124H105ZM227 125H228V123H227ZM261 125V124H260ZM49 126H52V128H55L56 130L57 129H60L61 130V132H60V134H58V132H57V134L55 135V136H52L51 134H50V132L48 131V128H49ZM77 126V125H76ZM100 126V125H99ZM179 126V125H178ZM182 126H183V124H182ZM228 126H230V125H228ZM73 127V126H72ZM71 126L69 127V128H72ZM84 127V126H83ZM86 127V126H85ZM105 127V126H104ZM188 127H187V129H188ZM225 127V126H224ZM93 128H95V127H93ZM107 128H108V126H107ZM172 128V127H171ZM170 128V129H171ZM185 128H186V126H185ZM218 128H219V131H217L218 130ZM105 129V128H104ZM169 129V128H168ZM202 129H204V130H202ZM232 129V128H231ZM78 130V129H77ZM87 130V132H88V129H86L85 128V131ZM175 130V129H174ZM72 131H74V130H72ZM172 131V130H171ZM181 131V130H180ZM196 131L198 132L197 134H196ZM55 132V131H54ZM78 132V131H77ZM104 132V131H103ZM232 132H234V131H232ZM56 133V132H55ZM173 133H174V131H173ZM180 132H178V130L177 131H175V133L174 134H176V135H178ZM188 133V132H187ZM223 133V134H222ZM25 134V136L27 135V137L28 138H24L22 135H24ZM136 134V136H134ZM173 134V135H174ZM181 134V133H180ZM186 134V133H185ZM233 134H235V133H233ZM111 135V136H112ZM169 135V134H168ZM221 135H220V137H221ZM230 135V136H229ZM68 136V137H67ZM81 136V135H80ZM170 136V135H169ZM179 136V135H178ZM181 136V135H180ZM199 137V136H198ZM217 138L219 137V136H216ZM115 138V139H116ZM137 138V137H136ZM139 138V137H138ZM174 138H175V136H174ZM181 138V137H180ZM206 138V137H205ZM213 138H212V140H213ZM224 138V141L227 139H225ZM79 139H80V137H79ZM179 139V138H178ZM182 139V138H181ZM186 139V138H185ZM220 139V138H219ZM231 139V138H230ZM137 140H139V139H137ZM140 140V141H141ZM196 140H197V138H196ZM195 140V141H196ZM200 140V139H199ZM202 140V139H201ZM204 140V139H203ZM232 140V139H231ZM192 141V140H191ZM211 141V140H210ZM222 141V140H221ZM227 141V140H226ZM233 141V140H232ZM233 141V142H234ZM236 141V142H237ZM19 142H20V144H19ZM137 142V144H135ZM188 142V141H187ZM207 142V141H206ZM35 144L37 147H39V149L41 150V155H42V157H40L41 158V162H40V159H34L35 157H37V155L32 151V149H31V147L29 148V144H30V146H33V147H35V145H32V144ZM183 143V142H182ZM199 143V142H198ZM200 143H201V141H200ZM204 143H205V141H204ZM230 143H231V141H230ZM119 144V143H118ZM148 144V145H147ZM188 143H186V145H187ZM202 144V143H201ZM207 144V143H206ZM206 144H204V145H206ZM209 144V143H208ZM207 144V145H208ZM210 144H212V143H210ZM227 144V143H226ZM229 144V143H228ZM233 144H235V143H233ZM238 144H240V143H238ZM21 145V146H20ZM108 145H109V143H108ZM136 145H137V147H136ZM150 145H152V144H150ZM203 145V144H202ZM194 145H192V147H193ZM211 146V145H210ZM209 146V147H210ZM228 146H232L231 144L230 145H228ZM227 146V147H228ZM236 147V145H233V147ZM240 146V145H239ZM146 147H144V148H146ZM155 147V149H157ZM188 147H191V145L189 146L188 145ZM201 147H203V146H201ZM205 147V146H204ZM206 147H208V146H206ZM216 147H218V146H216ZM154 148V147H153ZM153 148H151V149H153ZM194 148V147H193ZM215 148V147H214ZM222 148V147H221ZM237 148V147H236ZM148 149V148H147ZM205 149V148H204ZM211 149H212V147H211ZM210 149V150H211ZM228 149V148H227ZM124 150H128L127 148L126 149H124ZM136 150V151H137ZM143 150V149H142ZM181 150V151H182ZM188 151H189V149H187ZM192 150V149H191ZM194 150V149H193ZM206 150V152H207V149H205ZM214 150V149H213ZM217 150V149H216ZM230 150V149H229ZM228 150V151H229ZM149 151H152V150H150L149 149ZM153 151L154 152H156L154 149H153ZM153 151L151 152V153H153ZM160 151H161V149H160ZM160 151H158V152H156V153H158L159 154V152ZM163 151V150H162ZM161 151V152H162ZM225 151V150H224ZM227 151V150H226ZM40 152V151H39ZM191 152V151H190ZM209 152V151H208ZM214 152V151H213ZM220 152V151H219ZM230 152H231V150H230ZM229 152V153H230ZM37 153V152H36ZM76 153H78L77 155H81V157H83V158H79V160L75 157L76 155ZM123 153V152H122ZM132 153H133V151H132ZM177 153H178V151H177ZM183 153V154H184ZM201 153V152H200ZM216 153H217V151H216ZM222 153H223V151H222ZM225 154L227 153V152H224ZM90 154V153H89ZM94 154H96V153H94ZM98 154L97 155H94V156H96V158L98 157ZM134 154V153H133ZM137 154V153H136ZM135 154V155H136ZM140 154H141V152H140ZM157 154V155H158ZM163 154V153H162ZM169 154V153H168ZM173 154H175L176 155V153H173ZM183 154L181 155V157L183 156ZM187 154V153H186ZM185 154V155H186ZM40 155V154H39ZM75 155V156H74ZM119 155H121V154H119ZM122 155H125L124 153L122 154ZM122 155H121V157H122ZM135 155H132V156H135ZM160 155V154H159ZM171 155H172V153H171ZM178 155V154H177ZM187 155H189V154H187ZM200 155V154H199ZM223 155V154H222ZM27 156V157H26ZM131 156V155H130ZM137 156H139V155H136L135 157H137ZM154 156V155H153ZM197 156V155H196ZM208 156V155H207ZM219 156V155H218ZM86 159H85V158ZM129 157V156H128ZM158 157V156H157ZM156 157V158H157ZM160 157V156H159ZM171 157H173V156H171ZM170 157V158H171ZM177 157V156H176ZM175 157V158H176ZM180 156H178V158H179ZM179 158V159H183V158H185V157H182V158ZM195 157V156H194ZM51 158H55V160L53 161V162H51V163H53V164H51L52 165V167L50 168V167H46L47 165H48V163H50V161H51ZM123 158V157H122ZM125 158V157H124ZM127 158V157H126ZM129 158H131V157H129ZM154 158H155V156H154ZM160 158H162V157H160ZM177 158V159H178ZM190 158H192L191 156H190ZM245 158V159H244ZM57 159H61L62 161H63V163H64V165L66 166H68L69 167V169L71 168V172H72V174H73V176H72V178H68V177H66V176H64V175H60L59 174V171L61 170V168H62V163L61 162H57ZM137 159V158H136ZM165 159V158H164ZM172 159V158H171ZM170 159V160H171ZM179 159H178V161H179ZM186 159H188V158H186ZM186 159H185V161L184 162H186ZM193 159V158H192ZM206 159H208V158H206ZM211 159V158H210ZM215 159V158H214ZM226 159V160H227ZM35 160H37V161H35ZM121 160V159H120ZM168 160V159H167ZM169 160V161H170ZM184 160V159H183ZM199 160V161H198ZM212 160V159H211ZM230 160H227V161H230ZM123 160H121V162H122ZM125 161V160H124ZM123 161V162H124ZM127 161H129V160H127ZM161 161V160H160ZM217 161V160H216ZM131 162V161H130ZM133 162V161H132ZM171 162V161H170ZM181 162V161H180ZM179 162V163H180ZM195 162V161H194ZM134 163V162H133ZM132 163V164H133ZM163 163V162H162ZM126 164V163H125ZM125 164H122V166L123 167H126L127 165H125ZM128 164H130V163H128ZM188 164V163H187ZM189 164H190V161H189ZM188 164V165H189ZM120 165V164H119ZM149 165V164H148ZM160 165V164H159ZM158 165V166H159ZM163 165H165V164H163ZM171 165V164H170ZM245 165V164H244ZM244 165H242L243 167H245ZM252 165V166H253ZM150 166V165H149ZM168 166V165H167ZM167 166H165V168L167 167ZM185 166H187V165H185ZM184 166V167H185ZM190 166H192V165H189V167ZM249 166H251V164L249 165ZM122 167V168H123ZM163 167V166H162ZM176 167V166H175ZM179 167H182L181 165L179 166ZM188 167V166H187ZM228 167H229V169H228ZM246 167H248V166H246ZM128 168H130V167H128ZM150 168V167H149ZM159 168H161V167H159ZM158 168V169H159ZM164 168V169H165ZM191 168V169H192ZM200 168V167H199ZM198 168V169H199ZM207 168H205V170L207 169ZM232 170H231V169ZM242 168V167H241ZM66 169H68L67 167H66ZM163 169V168H162ZM164 169L162 170V171H164ZM168 169H170L169 168V166H168ZM185 169V168H184ZM190 169V168H189ZM188 168L186 169V170H189ZM196 170V171H205L204 169L203 170ZM201 169V168H200ZM254 169H252L253 171H254ZM129 170V169H128ZM171 170V169H170ZM173 170V169H172ZM181 171H182V169H180ZM179 170V171H180ZM121 171H122V169H121ZM125 171H126V169H125ZM129 171H131V169L129 170ZM178 171V170H177ZM180 171V172H181ZM185 171V170H184ZM183 171V172H184ZM191 171V170H190ZM206 171H208V169L206 170ZM250 171V170H249ZM252 171V172H253ZM123 172V171H122ZM127 172V171H126ZM192 172V171H191ZM194 172V171H193ZM251 172V173H252ZM194 173H196V172H194ZM194 173H192V174H194ZM121 174V173H120ZM125 174V173H124ZM131 173H129V175H130ZM156 174V173H155ZM175 175H176V173H174ZM196 174H198V172L196 173ZM199 174H202V172L200 173L199 172ZM204 174H205V172H204ZM207 174V173H206ZM126 176H129L128 174H125ZM147 175V174H146ZM154 175V174H153ZM162 174H160V176H161ZM164 175V174H163ZM175 175L174 176H172L173 178L172 179H174V177H175ZM183 175V174H182ZM185 175V174H184ZM190 175H191V173H190ZM189 175V176H190ZM203 175V174H202ZM212 175V174H211ZM214 175V174H213ZM212 175V176H213ZM217 175V174H216ZM247 175V176H246ZM254 175V174H253ZM253 175H252V178H254L253 177ZM82 176H84L85 177V183L87 184L88 182L90 183V184H92V185H90V186H92L93 187V189H84L83 187H81L80 185H81V183H80V185H79V181L83 178ZM120 176V175H119ZM125 176V178H127ZM148 176V175H147ZM149 176H151V175H149ZM157 176H159V175H157L156 174V176L154 177L155 179L157 178ZM187 177H188V175H186ZM194 176L196 177V175L194 174ZM205 176V175H204ZM215 176V175H214ZM122 177V176H121ZM146 177V176H145ZM151 177H153V176H151ZM166 177V176H165ZM183 177V176H182ZM181 177V178H182ZM194 177V178H195ZM215 177H218V176H215ZM214 177V178H215ZM243 177H244V179H243ZM262 177H259L260 179L262 178ZM81 178V179H80ZM116 178V177H115ZM120 178V177H119ZM118 178V179H119ZM149 178V177H148ZM147 178V179H148ZM153 178V180H155ZM171 178V177H170ZM177 178V177H176ZM181 178H177V179H181ZM186 178V177H185ZM193 178V179H194ZM199 178V177H198ZM198 178H196V179H198ZM203 178V177H202ZM211 178V177H210ZM213 178V177H212ZM264 178V177H263ZM262 178V179H263ZM33 179V178H32ZM145 179V178H144ZM152 179V178H151ZM159 179V178H158ZM169 179V178H168ZM171 179V181H173ZM176 179V180H177ZM189 179H191L190 177H189ZM188 179V182L190 181ZM204 179V178H203ZM206 179V178H205ZM40 180V181H39ZM83 180H84V178H83ZM116 180V179H115ZM128 180V179H127ZM126 180V181H127ZM143 180V179H142ZM152 180V181H153ZM157 180V179H156ZM175 180V181H176ZM192 180V179H191ZM216 182H217V180L216 179H214ZM219 180V179H218ZM221 180H219V181H221ZM251 180V181H250ZM255 180V181H254ZM21 181V184H22V187L25 185V184H23L24 182H22ZM82 181V180H81ZM80 181V182H81ZM126 181H125V185H126ZM151 181V183L153 184V182ZM159 181V180H158ZM164 181V180H163ZM166 181V180H165ZM169 181V180H168ZM171 181H169V182H171ZM196 181H198V180H196ZM200 181H203L202 179H200L199 180V182ZM206 181H207V179H206ZM210 181V180H209ZM212 181V180H211ZM219 181H218V183H219ZM258 181L260 182L261 180H259L258 179ZM28 182V181H27ZM27 182H26V185H27ZM32 182H34V180L32 181ZM102 182H105V184H103ZM122 182V181H121ZM155 182H157V181H154V184H155ZM178 181H176L175 183H177ZM191 182V181H190ZM198 182V183H199ZM203 182H205V181H203ZM262 182V181H261ZM264 182V181H263ZM159 183V182H158ZM173 183V182H172ZM172 183H170V184H172ZM175 183H174V185H175ZM181 182H179L178 184H180ZM192 183V182H191ZM201 183V182H200ZM212 183V182H211ZM214 183V182H213ZM223 183V182H222ZM36 184V183H35ZM100 184V185H101ZM120 184V183H119ZM157 184V183H156ZM162 184V183H161ZM160 184V186H162ZM166 184H168V182L166 183ZM165 184V185H166ZM170 184L168 185V186H170ZM177 184V185H178ZM193 184H194V182H193ZM196 184H197V182H196ZM204 185V183H201V185ZM264 184V183H263ZM37 185V184H36ZM84 185V184H83ZM159 185V184H158ZM165 185H164V189H165ZM173 185V184H172ZM174 185L173 186H171V187H174ZM189 185V184H188ZM199 185V184H198ZM197 185V186H198ZM207 185H208V182H207ZM207 185H204V186H207ZM217 185V184H216ZM219 185H221V184H219ZM251 185V183L249 184V186ZM255 185H258V186H255ZM261 185V184H260ZM31 186V185H30ZM32 186H34L35 187V185L33 184ZM101 186V187H102ZM111 186H109V187H111ZM113 186H114V188H115V186L116 185H114L113 184ZM112 186V187H113ZM156 186V185H155ZM155 186H151V187H155ZM160 186H159V188H160ZM191 186H192V184H191ZM197 186H193L194 188L196 187L197 188ZM215 185H213V187H214ZM0 187H1V185H0ZM19 187V185L17 186V188ZM21 186H20V189L22 188ZM37 187V186H36ZM91 187V188H92ZM105 187V186H104ZM108 187V186H107ZM176 187H178V186H176ZM200 187V186H199ZM219 187V186H218ZM5 188H7L6 186H5ZM8 188H9V191H10V187L8 186ZM16 188V187H15ZM17 188L14 190V191H16L17 190ZM28 187H26V189H27ZM44 188V189H43ZM86 188V187H85ZM158 188V187H157ZM156 188V191L155 192H157V189ZM194 188H192V187H190L189 188V186H188V188L186 187V190H184L183 192L184 193H177L176 194V196L173 198V199H175L176 198V200H178V199H180L182 202H186L187 203V201H192L194 204H192V206L191 207H193L194 205H196V203H197V205H196V207L197 208H200V205H201V203H202V200L204 201V202H210L212 199H213V197H214V194L217 196V194L214 192V191H211V190H204L205 192H202V193H204L203 194V198H198L197 197V193L196 192H194L193 190H194ZM195 188V189H196ZM203 188H205V187H203ZM216 188V187H215ZM246 188V189H247ZM259 188H260V186H259ZM3 189H4V187H3ZM19 189V188H18ZM34 189V188H33ZM35 189H38L39 190V188H35ZM105 189V188H104ZM150 189H152V188H150ZM162 189V188H161ZM177 189V188H176ZM179 189V188H178ZM206 189V188H205ZM213 189V188H212ZM221 188H219V190H220ZM1 190V189H0ZM5 190H7V189H5ZM13 190V189H12ZM22 190V189H21ZM21 190H19L20 192H22ZM23 190H25L24 188H23ZM41 190H39V193H41L42 191ZM55 190V189H54ZM54 190H53V192L52 193H54ZM102 190V189H101ZM110 189H108V191H109ZM155 190V189H154ZM259 190V191H258ZM4 191V190H3ZM34 191V190H33ZM32 191V192H33ZM111 191H112V189H111ZM114 191H116V190H114ZM153 191V190H152ZM180 191V190H179ZM202 191V190H201ZM229 191H231V192H229ZM242 191V190H241ZM18 192V191H17ZM38 192V191H37ZM56 192V191H55ZM106 192V191H105ZM164 192V191H163ZM198 192V191H197ZM218 192V191H217ZM229 192V193H228ZM7 193H8V191H7ZM11 193V192H10ZM19 193V192H18ZM24 193H25V191L23 192V196H24ZM36 193V192H35ZM49 193V192H48ZM60 193V192H59ZM102 193V192H101ZM152 193V192H151ZM157 193H160V192H157ZM161 193H162V191H161ZM160 193V194H161ZM175 193V192H174ZM201 193V194H202ZM9 194V193H8ZM8 194H7V196H8ZM12 194V193H11ZM50 194V193H49ZM55 194V193H54ZM53 194V195H54ZM61 194V193H60ZM75 194V193H74ZM105 194V193H104ZM113 194V193H112ZM156 194V193H155ZM163 194V193H162ZM200 194V193H199ZM242 194V193H241ZM3 195V194H2ZM20 195L21 194H19V197H20ZM58 196H60L59 194H57ZM153 195V194H152ZM157 196H158V194H156ZM165 195V194H164ZM170 195V194H169ZM234 195V196H235ZM237 195H239V194H237ZM244 195H243V197H244ZM249 195H247V198H249L248 196ZM253 195H252V197H253ZM6 196V195H5ZM9 196H10V194H9ZM14 196V195H13ZM12 195H11V198L13 197ZM17 196V195H16ZM48 196V195H47ZM56 196V194L54 195V197ZM62 196V197H63ZM70 196H72V194H70L69 195V197ZM102 196H103V194H102ZM130 196V195H129ZM200 196H202V195H200ZM242 196V195H241ZM241 196L239 197V198H241ZM263 196V195H262ZM0 197H1V195H0ZM3 197L4 196H2L1 198L3 199ZM15 197V196H14ZM13 197V198H14ZM19 197H18V199H19ZM25 197V196H24ZM23 197V198H24ZM40 197H42V196H40ZM45 197V196H44ZM52 197V196H51ZM68 197V196H67ZM131 197V196H130ZM129 197V198H130ZM153 197H155V196H153ZM159 197V196H158ZM161 197H164V196H161ZM169 197V196H168ZM172 197H173V194H172ZM218 197V200L220 199ZM236 197V196H235ZM238 197V196H237ZM264 197V196H263ZM10 198V197H9ZM10 198V199H11ZM22 198V196L20 197V199ZM56 198H59V197H56ZM65 198V197H64ZM70 198H72V197H70ZM127 198V197H126ZM171 198V197H170ZM178 198V199H177ZM216 198V197H215ZM227 198V197H226ZM233 198V197H232ZM250 198H251V196H250ZM260 198V197H259ZM5 199V198H4ZM6 199H8V197L6 198ZM5 199V200H6ZM9 199V200H10ZM55 198H53V200H54ZM103 199H105V200H103L104 202H105V205L107 204L108 205V207H107V211L109 212V214H111L110 213V211H117V209L116 210H114L113 209V207H114V205L113 204H115V203H111V201H109V200H107V198L105 197H103ZM128 199V198H127ZM131 199V198H130ZM173 199H171V200H173ZM217 199V198H216ZM215 199V201H217ZM243 199V198H242ZM246 199V198H245ZM245 199H243V200H245ZM252 199V198H251ZM256 199H258V200H256ZM24 200V199H23ZM22 200V201H23ZM37 200H38V198H37ZM51 200V199H50ZM60 200V199H59ZM66 200V199H65ZM68 200V199H67ZM170 199H168V201H169ZM229 200H230V197H229ZM235 200H236V198H235ZM238 200V199H237ZM242 200V201H243ZM248 200V199H247ZM250 200V199H249ZM3 200H1V202H2ZM7 201V200H6ZM12 201V200H11ZM16 201H18V200H16ZM21 201V202H22ZM35 201V200H34ZM62 201V200H61ZM181 201H179V203L181 202ZM220 201H223V202H218L219 204H217L216 202V204L217 205H209V203H208V205L210 206V209L211 210H208V211H210V213H212V215H210V214H208V212H206V211H204V208H202V209H198V214H197V219H196V224L195 223H191V227L193 228V229H195L198 233L200 232L201 234H202V236H200L201 234H199V237L198 236H195V238L197 239V240H199L201 243H202V246L203 245H208V247H212V249L210 250L211 251V255H213L212 254V251L217 255V256H219V258L221 259L220 261H226V260H231L230 261V263L232 262L233 264H261V251L260 252H258L257 250L256 251H249V249H246L245 250V248L248 246H246V247H244V248H242L241 246H239V248L241 247V249L239 250L240 251V253L237 251L236 253H239V254H232V249L235 247V245H239V244H237L236 242L238 241L236 238H235V235H234V231H233V234L231 233V232H229V228H227V226H225L224 224V220H223V218L224 217H222L221 216V213H223V212H227L228 211V206H226L225 204H224V200L222 199V200H220ZM240 201V200H239ZM252 201V200H251ZM251 201H249V202H251ZM36 202V201H35ZM34 202V203H35ZM45 202V201H44ZM58 202V201H57ZM73 202V201H72ZM159 203L161 202L162 203V201H158ZM163 202H166V201H163ZM170 202V201H169ZM174 202H175V200H174ZM212 202V201H211ZM227 202V201H226ZM231 202H233V200L232 201H230L229 203H231ZM236 202V201H235ZM241 202V201H240ZM248 202V203H249ZM4 203V202H3ZM13 204L14 203H16L15 201L14 202H12ZM55 203V202H54ZM59 203V205H60V202H58ZM103 203V202H102ZM185 203V204H186ZM213 203V202H212ZM237 203V202H236ZM258 203V204H259ZM26 204V203H25ZM36 204V203H35ZM34 204V206H36ZM53 204V203H52ZM70 204V203H69ZM184 204V205H185ZM227 204V203H226ZM239 204V203H238ZM241 204V203H240ZM244 204H247V202H245ZM243 204V205H244ZM21 205H22V203H21ZM30 205H31V203L29 204H27L26 206V209H28V208H30ZM50 205V204H49ZM66 205V204H65ZM89 205V204H88ZM87 205V206H88ZM92 205V206H93ZM102 205V204H101ZM113 205V206H112ZM163 205H164V203H163ZM174 205V204H173ZM181 205V204H180ZM207 205V206H208ZM229 205V204H228ZM243 205H242V207H243ZM11 206V205H10ZM10 206H9V208H10ZM60 206H62V204L60 205ZM60 206H59V208H60ZM67 206V205H66ZM91 206V207H92ZM94 206L92 207L93 209H95L94 208ZM122 206V205H121ZM182 206V205H181ZM235 206H236V204H235ZM248 206V205H247ZM250 206H251V203H250ZM264 206V205H263ZM3 207V206H2ZM33 207V206H32ZM47 207V206H46ZM53 207V206H52ZM58 207V206H57ZM68 207H69V205H68ZM67 207V208H68ZM86 207V206H85ZM91 207H89L88 206V208L89 209H91ZM106 207V206H105ZM124 207V205L122 206V208ZM187 207V206H186ZM189 207V206H188ZM230 207V206H229ZM231 207H232V205H231ZM231 207L229 208L230 209V211H232L231 210ZM244 207H246V206H244ZM256 206H254L253 207V205H252V207H249L250 209H254ZM259 207V206H258ZM258 207H257V209H258ZM262 207V206H261ZM62 208H64V207H62ZM103 208H104V206H103ZM119 208V207H118ZM127 207H125L124 208V211H125V209H126ZM248 208V212H250V209ZM3 210H4V208H2ZM2 209H0V210H2ZM25 209V208H24ZM34 209H36V208H34ZM70 209V208H69ZM68 209V210H69ZM105 209V208H104ZM188 209V208H187ZM192 209V208H191ZM244 209V208H243ZM242 209V210H243ZM39 210H40V208H39ZM39 210H38V212H39ZM45 210H46V208H45ZM45 210H43L44 212H45ZM65 210H66V208H65ZM87 211H88V209H86ZM102 209L100 208L99 209V211H101ZM106 210V209H105ZM105 210H102V212L104 211V212H106ZM127 210H128V208H127ZM126 210V211H127ZM194 210V209H193ZM239 210V209H238ZM245 210H247L246 208H245ZM254 210H256V208L254 209ZM253 210V212H255ZM260 210V209H259ZM258 210V211H259ZM262 211H263V209H261ZM19 211V210H18ZM25 211H27V210H25ZM29 211V210H28ZM34 212L36 211V210H33ZM32 211V212H33ZM41 211L42 210H40V213H41ZM46 211H49L50 212V210L49 209H47ZM94 211V210H93ZM125 211V212H126ZM130 211V210H129ZM132 211V210H131ZM189 211V210H188ZM212 211V212H211ZM234 211H235V214H236V210L234 209ZM257 211V210H256ZM261 211V213H263ZM37 212V213H38ZM55 212V211H54ZM64 212V211H63ZM95 212H98V211H95ZM103 212V213H104ZM108 212H106L107 214H108ZM156 212H157V210H156ZM167 212V211H166ZM165 212V213H166ZM195 212V211H194ZM244 212V211H243ZM243 212H241V213H243ZM246 212V211H245ZM1 213V212H0ZM68 213V212H67ZM66 213V214H67ZM81 213V214H82ZM89 213H91V210H90V212ZM102 213V214H103ZM106 213H104V214H106ZM127 213H129V212H127ZM158 213V215H159V211L157 212ZM164 213V212H163ZM173 213V212H172ZM175 213V212H174ZM197 213V212H196ZM234 212H232V214H233ZM238 213H240V211L238 212ZM259 213V214H258ZM258 213H254V214H258V215H260V212H258ZM1 214H3V213H1ZM74 214V213H73ZM88 214V213H87ZM93 214V213H92ZM99 214V213H98ZM103 214V215H104ZM104 215V216H106V217H108V215ZM113 214V213H112ZM192 214H194V213H192ZM229 213H227V215H228ZM244 214H246V213H244ZM254 214H253V216H254ZM38 215V214H37ZM114 215V214H113ZM164 215H166V214H164ZM168 216H170V214H169V212H168V214H167ZM175 215V214H174ZM181 215V214H180ZM223 215V214H222ZM239 214H237V216H238ZM243 215V214H242ZM258 215H255L257 218H258ZM19 216V215H18ZM28 216H30L31 217V213H30V215L28 214ZM70 216V215H69ZM69 216H65V217H69ZM74 216H77V215H75L74 214ZM73 216V217H74ZM91 216V215H90ZM94 216V215H93ZM99 216H101V215H99ZM98 216V217H99ZM104 216H102L103 218H104ZM112 216V215H111ZM179 216V215H178ZM224 216V215H223ZM241 216V215H240ZM245 216H247V215H245ZM254 216V217H255ZM261 216V215H260ZM25 217V216H24ZM72 217V218H73ZM162 217V216H161ZM160 217V218H161ZM166 217V216H165ZM182 217V216H181ZM180 217V218H181ZM236 217V216H235ZM76 218V217H75ZM89 218H92V217H89ZM101 218V217H100ZM100 218H97L96 217V220H98V219H100ZM109 218V217H108ZM107 218V219H108ZM114 218V217H113ZM164 218V217H163ZM174 218H177V216H175ZM183 219H184V217H182ZM187 218V217H186ZM241 218V217H240ZM247 218V217H246ZM20 219V218H19ZM93 219V218H92ZM165 219H167V218H165ZM178 219V218H177ZM177 219H175V221H177ZM182 219V220H183ZM225 219V218H224ZM237 219V218H236ZM248 219H249V216H248ZM74 220V219H73ZM78 220H79V218H78ZM89 220V219H88ZM152 220V219H151ZM170 220V219H169ZM186 220V219H185ZM193 220V219H192ZM235 220V219H234ZM234 220H232V222L234 221ZM247 220V219H246ZM254 220H257L256 218L254 219ZM17 220H15V222H16ZM103 221V220H102ZM109 221V220H108ZM107 221V222H108ZM110 221H111V219H110ZM153 221L154 220H152L151 222L153 223ZM168 221V220H167ZM179 221V220H178ZM180 221H181V219H180ZM179 221V222H180ZM184 221V220H183ZM186 221H188V220H186ZM184 222L185 224H187V222ZM236 221V220H235ZM13 222V221H12ZM18 222V221H17ZM75 222V221H74ZM78 222H80V220L78 221ZM97 222V221H96ZM107 222L105 223V224H107ZM156 222H158V221H156ZM161 222V221H160ZM229 222V221H228ZM232 222H230V223H232ZM245 222V221H244ZM248 222H250V221H248ZM77 223V222H76ZM83 223V222H82ZM98 223V222H97ZM151 223V224H152ZM166 223V221L163 223H160V225L159 226H161V228H160V231L162 230V229H164L165 228V225L167 226V224H165ZM181 223V222H180ZM255 223V222H254ZM16 224V223H15ZM104 224V225H105ZM109 225L111 224V222H109L108 223ZM179 224V223H178ZM247 224V222L245 223V225ZM250 224V223H249ZM252 224V223H251ZM13 225H14V222H13ZM12 225V226H13ZM81 225V224H80ZM95 225H96V223H95ZM102 225V224H101ZM181 225V224H180ZM184 225V224H183ZM190 225V224H189ZM232 225H233V223H232ZM256 225L257 226H255L257 229H255V230H253L254 228H252V231H251V233L252 234H255L257 231H258V229H260V227L262 226L261 225V221L259 220V221H257V223H256ZM7 226H10V225H7ZM7 226H6V228H7ZM75 226V225H74ZM96 226H98V225H96ZM108 226V225H107ZM106 226V227H107ZM125 226V225H124ZM154 227L153 228H155V222H154V225H153ZM177 226V225H176ZM247 227H248V225H246ZM5 227V226H4ZM99 227H100V224H99V226L97 227L98 229H99ZM157 227H158V225H157ZM174 227V226H173ZM219 227L222 229V231H224L225 232V239H226V241H227V243L226 244H228V246H227V248H226V246H224V245H221V246H218V245H215L214 244V241H217V240H219V243L220 242H222V239H219V238H221V237H219L218 236V233H217V228L219 229ZM254 227V226H253ZM86 228V227H85ZM110 228H112L111 226H110ZM109 228V229H110ZM250 228V227H249ZM76 229V228H75ZM78 229V228H77ZM82 229H83V227H82ZM104 229V232H106L105 231V227L103 228ZM107 229H108V227H107ZM109 229H108V232L107 233H109ZM118 229V228H117ZM156 229V228H155ZM155 229H154V231H155ZM167 229V228H166ZM165 229V230H166ZM229 229V230H228ZM2 230V229H1ZM88 230H90V228L88 229ZM100 230H101V228H100ZM112 230H114V229H112ZM111 230V231H112ZM169 230V229H168ZM176 230H178V229H176ZM3 231H5V230H3ZM2 231V232H3ZM82 231V230H81ZM115 231H116V228H115ZM163 231V230H162ZM175 231V230H174ZM195 231V232H196ZM220 231V230H219ZM250 231V230H249ZM1 232V231H0ZM1 232V233H2ZM159 232V231H158ZM168 232V231H167ZM166 232V236H168L169 234ZM190 232H192V231H190ZM196 232V233H197ZM106 233V234H107ZM112 233H114V232H112ZM157 233V232H156ZM170 233H171V231H170ZM185 233V232H184ZM189 233V232H188ZM5 234V233H4ZM80 234V233H79ZM89 234V233H88ZM153 234V233H152ZM159 234V233H158ZM162 234V236H163V233H161ZM160 234V235H161ZM174 234V233H173ZM180 234H182V233H180ZM194 234L195 233H193L192 235H193V237H194ZM224 234V233H223ZM0 235H2V234H0ZM7 235V234H6ZM82 235H83V232H82ZM156 235V234H155ZM188 235H190V234H188ZM196 235V234H195ZM207 235H209L210 237H212V239H213V242H212V240L211 241H208V240H205V238H206V236ZM238 235V234H237ZM151 236V235H150ZM150 236H148L149 238H150ZM154 236V235H153ZM158 236V235H157ZM161 236V237H162ZM176 236H178V235H176ZM180 236V235H179ZM183 236V235H182ZM224 236V235H223ZM222 236V237H223ZM3 236H1V240H0V242L2 241L3 242V238H2ZM79 237V236H78ZM82 237V236H81ZM80 237V238H81ZM152 237V236H151ZM155 237V236H154ZM172 237V235H170V238ZM185 237H187V236H185ZM204 237V238H203ZM240 237V236H239ZM85 238H86V235H85ZM90 238V237H89ZM159 238V237H158ZM164 238V237H163ZM248 238V237H247ZM3 239V240H2ZM78 239V238H77ZM88 241L90 240V239H88V238H86ZM155 239H157V238H155ZM168 239H169V237H168ZM168 239H167V241H168ZM176 239V238H175ZM177 239H178V237H177ZM179 239H180V237H179ZM181 239H185L184 237L183 238H181ZM192 239V238H191ZM191 239H190V241H191ZM196 239H195V241H196ZM225 239H223V240H225ZM251 239V238H250ZM152 240V239H151ZM154 240V239H153ZM161 240V239H160ZM160 240H158L157 239V241H160ZM243 240V239H242ZM167 241H164V243L166 244V242ZM172 241V240H171ZM193 241V240H192ZM194 241V242H195ZM225 241V242H226ZM154 242V241H153ZM156 242V241H155ZM174 242L176 243V241L174 240ZM197 242V241H196ZM241 242V241H240ZM250 242V241H249ZM90 243H91V240H90ZM160 243V242H159ZM158 243V244H159ZM172 243V242H171ZM179 243V242H178ZM193 243V242H192ZM198 244H199V242H197ZM160 244H162V243H160ZM159 244V245H160ZM164 244V245H165ZM167 244H169V243H167ZM188 244H189V242H188ZM223 244V243H222ZM242 244V243H241ZM1 245V244H0ZM2 245H4V244H2ZM170 245V244H169ZM172 245V244H171ZM170 245V246H171ZM173 245H174V243H173ZM175 245H177V243L175 244ZM175 245L174 246H172V247H175ZM261 245V244H260ZM156 246V245H155ZM158 246V245H157ZM167 246V245H166ZM190 246V245H189ZM195 246V245H194ZM194 246H192V247H194ZM201 245L199 246V249L200 250H202V248H200V247H202ZM169 247V246H168ZM198 247V246H197ZM2 248V247H1ZM4 248V247H3ZM89 248V247H88ZM235 248H237V247H235ZM248 248H250V247H248ZM91 249V248H90ZM199 249L197 250V251H199ZM251 249V248H250ZM263 249V248H262ZM91 250H93V248L91 249ZM190 250H193L192 248H190ZM189 250V251H190ZM194 250H195V248H194ZM87 251H88V249H87ZM87 251H85V252H87ZM189 251H186V252H184V253H178V252H175V251H173V250H169V249H167L165 252H163V253H160L161 255V260L159 261V260H157L158 261V264H165V263H167L165 260V258H169V261L171 260V259H174V260H172V261H174V262H178V261H180L181 262V264H199V262L198 261H195V260H191V257H196L197 258V256L199 255V252H194V251H191V252H189ZM202 251H204V250H202ZM202 251H200V252H202ZM90 252V251H89ZM149 252V251H148ZM148 252H147V254H148ZM151 252V251H150ZM155 251H153V253H154ZM206 252V251H205ZM246 252V253H245ZM263 252V251H262ZM5 253V252H4ZM92 253V252H91ZM90 253V254H91ZM111 253V252H110ZM152 253V252H151ZM150 253V254H151ZM6 254V253H5ZM113 254V253H112ZM136 255H135V258L136 259H138V263L137 264H142L143 262L141 261L142 260V257H140V254H146V253H143V252H141V253H138V252H136L135 253ZM210 254V253H209ZM209 254H207V255H209ZM82 255H84L83 253H82ZM87 255V254H86ZM92 255V254H91ZM203 256H205L206 254H202ZM206 255V256H207ZM90 256V255H89ZM88 256V257H89ZM112 256V255H111ZM143 256V255H142ZM150 256H153V255H150ZM201 256V255H200ZM205 256V258H206V260H207V258L208 257H206ZM213 256H215V255H213ZM216 256V257H217ZM92 257V256H91ZM95 257V255L93 254V258ZM122 257V256H121ZM121 257L120 258H118L117 256H115V257H113L112 256V258L111 259H113L114 260V258L116 259V258H118L117 259V264H124L125 262H124V260H122L121 259ZM211 257L212 256H210L209 258L211 259ZM86 258V257H85ZM141 258V259H140ZM167 258V259H168ZM193 258V259H194ZM204 258V259H205ZM215 258V257H214ZM218 258V257H217ZM94 259H97V258H94ZM94 259H92V260H94ZM198 260H199V258H197ZM201 259H202V257H201ZM87 260H88V258H87ZM91 260H89V262H90ZM115 261V260H114ZM145 261V260H144ZM153 261H155V260H153ZM157 261H156V263H157ZM219 261V260H218ZM219 261V262H220ZM224 261V262H225ZM35 262V261H34ZM34 262H32V263H34ZM92 262V264L94 263V262H96V260L93 262V261H91ZM173 262V263H174ZM179 262V263H180ZM218 262V263H219ZM98 263V262H97ZM145 263H147V262H145ZM144 263V264H145ZM172 263V264H173ZM200 263H201V261H200ZM205 263V262H204ZM212 263V262H211ZM217 263V262H216ZM221 263H223V262H221ZM220 263V264H221ZM229 262H225V264H230ZM2 264V263H1ZM35 264H37L36 262H35ZM95 264V263H94ZM112 264V263H111ZM169 264V263H168ZM206 264H208V263H206Z\"/></svg>", "mask_w": 264, "mask_h": 264}, {"label": "crops", "instance_id": "crops-1", "mask_svg": "<svg viewBox=\"0 0 264 264\" xmlns=\"http://www.w3.org/2000/svg\"><path fill=\"white\" fill-rule=\"evenodd\" d=\"M48 67V66H47ZM31 78H34V79H36L37 80V78H35V77H33V75L31 76ZM54 81V80H53ZM50 83H51V81H50ZM31 95V94H30ZM30 95H27V96H30ZM19 98H21L22 99V97H19ZM18 99V98H17ZM49 103V102H48ZM50 104V103H49ZM16 107H17V100H16ZM50 107H51V105H50ZM18 108V107H17ZM19 109V108H18ZM41 112V111H40ZM2 174V173H1ZM1 176V175H0Z\"/></svg>", "mask_w": 264, "mask_h": 264}]
</instances>
